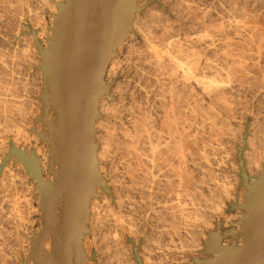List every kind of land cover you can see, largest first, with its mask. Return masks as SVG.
<instances>
[{"label": "rangeland", "instance_id": "rangeland-1", "mask_svg": "<svg viewBox=\"0 0 264 264\" xmlns=\"http://www.w3.org/2000/svg\"><path fill=\"white\" fill-rule=\"evenodd\" d=\"M3 1V2H2ZM19 1V2H18ZM64 0H0V103L2 101H4V104L3 102L0 104V110H2V106H13V108H19L21 109L20 111H22L23 113H21L20 111L18 112V110L16 109V113L18 112L19 114L21 113L20 116H22L23 114V118L21 117H17L19 116L18 113L17 114H14V117L15 115H17L15 117L16 121L14 123V117H13V113H15V109L13 111V113H11V110L12 107H11V110L10 108L8 107V110L6 107L3 108L2 110V113L5 111L4 109H6V112H4L6 114H11L9 116L13 117L10 121L9 117L8 120L4 117V115H2L1 117V112H0V151L1 152H4V151H7L4 152V153H1L0 152V264H33V262L28 259V255L30 253V244H31V239L33 238V236L35 234H37L40 230H41V227H42V221H41V212L39 211V205H38V197H37V193H36V189L34 187V185L32 184L33 182L30 180L29 176L26 174V170L24 168V166H22L21 163H19L18 161L16 162H13L15 161L13 158L7 162L4 163V159L7 158V156L9 155V150L8 149H11L12 147H15L16 145L13 144L14 140H18L17 141V146L15 148H19V149H22V150H27L30 154V152H33L34 155L37 157V159L39 160L40 164L43 165L42 167V172H43V178L44 179H49L48 177V174H47V154H48V149H47V145L45 142H41L40 141V138H39V135L43 134L45 132V127L43 126V123L39 120L37 121V119L41 118V107H42V101L39 99V96L43 90V79H42V74H41V71L39 70V65H40V55L38 53V51L36 50L35 48V45H34V41H33V35L31 33V31H33L36 35H37V41L39 42L40 46L42 48H48V40H49V36H51V28L53 27V22H54V16L58 14V10H57V4L59 3H62ZM137 2H145V5H142V3H137V6L138 7H144L143 11H141L140 13L136 14V17L134 18V25L137 23V20H138V23H141L143 22V19H145V16H148L149 14H151L149 11H152V14L154 15V17L156 18V15L159 14L157 17L159 19V21H157L156 19V22H160V24L162 23L161 20L163 18V25L165 26V28L167 27V29H169V27L172 29L175 30V33L177 34V36H180L177 37L174 35V33L172 34L169 29V31L167 29H165V31L167 30L168 33H170L171 35H174L176 38H174V36L172 37L173 39H175L176 42H178L177 40H179V42H181L182 45H180V43L178 42V45L176 43H173L172 45L175 44V46H172L173 48L171 49V47L168 49H171V52L173 50V53H175V51L177 52L179 49L183 52L184 50L186 51L187 56H184L183 52L179 55L177 53V56H179V67L182 65L181 62L182 60L183 61H186V60H191V61H194L193 63H195L196 61V66H194L195 68H199L196 72L194 71L193 69V66L191 67V65H194L192 62H187V64H189L188 66L191 67V70L189 68V71L191 70L192 71V75H193V72L195 77H197V79H200V80H203V79H206L208 82L207 83H212V79L214 80L213 81V84H216L217 82V85H219L220 87H222V85H224V87L226 88H222L221 92L224 91L222 94L224 95L223 97L222 94H221V98H219V95L214 97L215 95H209L207 94V96H205L206 93H202L200 91L201 89V86L199 84V86L197 85L198 83L195 82V81H198L197 79H195L194 77H189L192 81H194V83H192V81L188 84V83H185L186 84V88L187 86L189 85H192V84H195L193 86H191V88L193 90H189L190 88L188 87L187 90L185 89V87L183 88L184 90L179 89L181 91V96H177V102L175 103H178L175 104L177 105V110H178V113H176V116L177 118L180 117V114H181V124L180 123V119L176 118V122L179 121V129H180V126L181 129L178 130L180 133H186L188 132V135L185 136L181 134H179V132L177 131V136H179L178 138H180V141L179 139L176 140L178 141V143L176 141L173 140V142H175V144H179V142L181 143V146L178 145L176 146L174 144V146L176 147H179V153L177 152V154L180 156H176V149L174 152L169 149H166L164 146H167V145H171V143H167L172 141V140H168V139H171L169 138V131L168 129L165 130V127L166 126H163L165 125L166 123L163 122L164 119L162 120L161 118H163L164 116L163 115V110L161 111L162 112V115L161 112H160V109L163 107H160L162 106V104L160 105L158 103V100L160 103H162V100L163 98L160 99L161 96L163 95H166L165 97L167 98H170L168 97L169 94H167V92H171L173 89H176L175 87L169 89V84L171 83L170 82V77H173L174 75L172 73H168L166 69L168 66L170 65H164L165 69L162 70V68L160 69V72L161 70L164 72V73H156L159 71V69H153V72H152V64L149 62L148 63L146 62H143L145 61L146 58L144 57H147L144 53L146 52V49H145V46L144 44H142L143 42L141 41L142 38H135V39H132V41H130L129 43H127L128 39H127V35H126V39L123 41V43L117 48V52H116V56L113 58H120L122 61L123 64L120 65V68L122 69H118L117 71V75L113 82V84H117V86H113L112 84V89H111V95H113V97L115 99H118V95L120 96V94H122L123 90L122 89H125V93L128 94V97L131 98L130 99V104L133 106L134 110L136 108L135 111H137L139 108V110H141V112H139V110L137 111V115L138 116H141V115H145L144 116V119H146L147 117L152 118L150 121H148V123H151L153 124V127H150L152 125L149 124L148 127H150L149 129L152 130L150 131L147 127V124H145L146 126V129H148V131L151 132H148L147 130H145L144 128V133L142 132V136H141V139L142 137L144 136L145 134V131H147V133L145 134V138L143 137V139L139 142V144H137V146H141L142 147H138L139 148V153H138V148L136 147V150H137V155L138 157H136V155L134 154V156L136 158H134V160L136 159V161H134L135 164L138 165V163H140L138 166H141V162H142V166L139 167L138 169V173L136 172V167H138L137 165L135 166V164L133 165V161L130 159H133L131 158L133 155H131V157L127 156L125 153L124 155L126 156H119L121 155V153L123 154V149L120 148L121 146V143L119 142V144H117L116 142V139L117 137L116 136H119L117 140H122V136H121V131L123 129V131L125 130V127L128 126L127 123H124L125 126H121V125H118V120L119 118H109V115H104L103 116L99 113V110H98V113L102 116H100L98 114V118L96 120V123L97 125L99 124V122H101L102 124L104 122H106L107 120V124L105 123L104 125L106 126V128H104L105 126H103V130L102 131H99L101 133L98 132V139H100L98 142V146L99 148L104 146L103 143V140L105 141V139L107 138L105 133L104 132H107L108 130H112L113 129V126L112 124H117V126L115 125L114 129L117 130L116 133H113L115 134V136L112 137V139L115 140V144H112L110 145L111 143L107 142V145L109 143L108 146L105 145V148L107 147H110V146H113V147H110L108 150H107V153L110 152L112 149V151L110 153H108L109 155H106V159H107V162H106V159L103 161L102 165L98 166L99 168V171H100V167H101V175L104 176V180H105V183H106V187L108 188L110 194L109 196L102 192L100 189L98 191V196L95 197L97 198V200H100V198L104 199V200H109V205L110 206V209L108 208L107 204L105 201H100V203L97 204V207L96 209L94 210L93 212V215L91 216V221L94 220V221H97V222H94L93 221V224H92V228L90 227V223L88 221V230H89V233L87 235L84 236V241H83V247H84V250L86 252V255H87V258H88V261H87V264H107L108 262L111 264H136L135 260H134V255H133V249L134 248H137L138 249V254H139V257L140 259L142 260L143 264H193L192 260L193 259H205L207 258L202 252H203V249H204V243L207 242L208 240V233L210 232H214L216 230V226L217 225H221L222 226V229H229V228H238V225H239V221L241 219V217L243 216V212L236 209V208H230L232 207L233 204H237L240 205L242 204L243 202V196H244V193H245V189L244 187L240 184V177H239V165H238V149L241 148L243 149V152H246V153H243L242 155V158H243V161L245 162L244 163V166H245V169H246V162L249 161L251 159V154H252V150H256V148L258 149V147H261L264 146V126H263V120H264V0H181L182 3L180 2V0H167L168 2H166L165 0H136ZM152 1V2H151ZM165 1V2H164ZM178 3H177V2ZM191 1V2H190ZM209 1V2H208ZM232 1V2H231ZM5 2V3H4ZM31 2V3H30ZM42 2V3H41ZM45 2V3H44ZM199 2V3H197ZM241 2V3H240ZM246 2V4H245ZM3 3V4H2ZM23 3V4H22ZM53 3V5H52ZM151 3V4H150ZM174 3V4H173ZM187 3V4H185ZM191 3V4H190ZM226 5H225V4ZM228 3V4H227ZM231 3V4H230ZM43 4V5H42ZM148 4V6H147ZM155 4V5H153ZM176 4H179V6H174ZM183 4V5H182ZM190 4V5H188ZM198 4V5H197ZM235 4V6H234ZM242 4H244L242 6ZM48 5V6H47ZM151 5V6H150ZM181 5V6H180ZM189 6L190 11H188L185 7L186 6ZM194 5V6H193ZM21 6V7H20ZM184 6V8H183ZM204 6V7H202ZM206 6V7H205ZM232 6V7H231ZM234 6V7H233ZM246 8H245V7ZM2 7V8H1ZM45 7V8H44ZM149 7V8H148ZM152 7V8H151ZM178 7V9H174V8ZM181 9H180V8ZM199 7V8H197ZM208 7V8H207ZM210 7V8H209ZM236 7V8H235ZM21 8V9H20ZM148 8V9H146ZM156 8V9H155ZM173 8V9H172ZM188 8V7H187ZM193 8L194 9V12H193ZM212 8V9H211ZM215 8V9H214ZM238 8V9H237ZM244 8V9H243ZM156 10V13L155 10ZM235 9V10H234ZM237 9V10H236ZM244 10L242 13V11L240 10ZM247 9V10H246ZM8 10V11H7ZM29 10V11H28ZM146 10V11H145ZM149 10V11H147ZM154 10V12H153ZM161 10V11H160ZM179 10V11H178ZM187 10V11H185ZM216 10V11H215ZM236 13H234L233 11ZM238 10L240 13H238ZM159 13H158V12ZM163 11V12H162ZM184 11V12H183ZM196 11V12H195ZM207 11V12H206ZM230 13H229V12ZM144 12L145 15H144ZM149 14H148V13ZM182 12V14H180ZM190 12V14H189ZM205 12V14H204ZM211 12V13H210ZM221 12V14H220ZM14 13H18V14H15ZM178 13V14H177ZM183 13L184 15L186 14V17L184 16L183 17ZM192 13V15H191ZM195 13V14H194ZM207 13V14H206ZM148 14V15H147ZM180 14V15H179ZM194 14V15H193ZM198 16H197V15ZM235 14V15H234ZM51 15V16H50ZM162 15V16H160ZM177 15V16H176ZM192 17H191V16ZM201 15V16H200ZM208 15V16H207ZM226 15V16H225ZM229 15V16H228ZM234 15V16H233ZM140 16V17H139ZM167 16V17H166ZM179 16V17H178ZM182 16V17H181ZM193 16H195L194 18L197 17L200 18L198 19L199 21H197V19L193 20ZM200 16V17H199ZM205 16V17H204ZM237 16V17H236ZM19 17V18H18ZM36 17V18H35ZM138 17V18H137ZM149 17V20L148 21H151L152 19L155 20L152 15L148 16ZM147 17V19H148ZM152 17V19L150 18ZM161 17V18H160ZM181 17V18H180ZM191 17V18H190ZM204 17V18H203ZM207 17V18H206ZM2 18V19H1ZM23 18V19H22ZM42 18V19H41ZM140 18V19H139ZM178 18V19H177ZM185 18V19H184ZM192 19V21L190 19ZM204 20H203V19ZM228 18V19H227ZM235 19V20H232ZM10 19V20H9ZM13 19V20H12ZM22 19V20H21ZM161 19V20H160ZM188 19V21L186 20ZM231 19V21H230ZM241 19V20H240ZM3 20V21H2ZM140 20V21H139ZM183 20H186V23L185 21ZM204 22H202V21ZM211 20V21H210ZM216 22H214V21ZM226 20V21H225ZM243 20V21H242ZM6 21V22H5ZM147 21V22H148ZM173 21V22H171ZM181 21V22H180ZM193 23V27L191 26L192 24L190 23ZM193 21H195V23H201L198 25H200L202 27V24H203V27L201 28L200 26H198L197 24H195ZM201 21V22H200ZM230 21V22H229ZM233 21H239V23L242 21V24H246L244 25V27L247 29H249V31L251 30H254L252 32H254V35L253 33L247 32V35L244 34L245 32H242V31H238V32H234L235 30H233L232 28L229 29V27H231L232 24H234L235 22ZM146 21H144L143 23H147ZM168 22V23H167ZM214 22V24H213ZM222 22V23H221ZM136 24L137 26L139 24ZM140 23V28L142 27V25H144L143 23L141 24ZM170 23V24H169ZM210 23V25L208 24ZM220 23V24H219ZM231 23V24H230ZM12 24V25H11ZM166 24V25H165ZM185 24V25H184ZM191 24V25H190ZM29 25V26H28ZM37 25V26H36ZM135 25V28H139V27H136ZM144 25V26H145ZM159 26V24H157ZM172 25V26H171ZM187 25V26H186ZM197 25V26H195ZM230 25V26H228ZM14 26V27H13ZM16 26V27H15ZM21 26V27H20ZM24 26V27H23ZM143 26V27H144ZM157 26V27H158ZM18 27V28H17ZM23 27V28H22ZM50 27V28H49ZM142 27V28H143ZM161 25L159 26V31H162L163 29L160 28ZM187 27V28H186ZM200 27V28H199ZM222 27V28H221ZM33 28V29H32ZM135 28H133V30H135ZM176 28V29H175ZM181 28V29H180ZM227 28V29H226ZM253 28V29H252ZM3 29V30H2ZM6 29V30H5ZM16 29H19V30H16ZM136 29V30H137ZM161 29V30H160ZM196 29V30H195ZM201 29V30H200ZM17 32H16V31ZM134 31L135 33L138 31ZM172 30V32L174 31ZM193 33H191L192 31ZM204 30V31H203ZM164 31V30H163ZM162 31V32H163ZM164 31V33H165ZM244 31V30H243ZM6 32V33H5ZM11 32V33H10ZM26 32V33H25ZM187 34V36L189 35V38L193 39V40H190V41H196L194 43L192 42H189V38L187 37V40L184 38V36ZM190 32V33H189ZM196 32V33H195ZM242 32V33H241ZM13 33V34H12ZM160 32H158L159 34ZM168 33H165V34H168ZM181 33V34H179ZM183 33V34H182ZM189 33V34H188ZM227 33V34H226ZM6 34V35H5ZM27 34V35H26ZM157 34V35H158ZM169 34V35H170ZM179 34V35H178ZM198 34V35H197ZM202 34V35H200ZM225 34V35H224ZM256 34V36H255ZM25 35V36H24ZM29 35V37H28ZM160 35V34H159ZM182 35V36H181ZM195 35V36H194ZM209 35V37H208ZM236 35H237V38H236ZM244 35V36H243ZM9 36V37H8ZM23 36V37H22ZM193 38H192V37ZM251 38H250V37ZM253 36V37H252ZM186 37V36H185ZM199 37V38H198ZM201 37V38H200ZM246 37V38H245ZM11 38V39H10ZM195 38V39H194ZM226 38V39H225ZM253 38V39H252ZM184 39V40H183ZM199 39V40H198ZM204 39V40H203ZM206 39V40H205ZM238 39V40H237ZM243 39V40H242ZM248 39V40H247ZM127 40V41H126ZM141 42H140V41ZM172 40V39H171ZM181 40V41H180ZM201 40V41H200ZM235 40V41H234ZM250 40V41H249ZM253 40V41H252ZM26 41V42H25ZM175 41H172V42H175ZM199 41V42H198ZM225 41H226V44H225ZM233 41V42H232ZM241 41V42H240ZM249 41V42H248ZM127 44H126V43ZM187 44H186V43ZM198 42V43H197ZM230 42V43H229ZM240 42V43H239ZM237 45H236V44ZM17 44V45H15ZM128 44H131L130 46L128 45L126 48L125 46ZM185 44V46H184ZM190 44V45H189ZM192 44V45H191ZM246 44V45H245ZM125 45V46H124ZM180 45V48L178 49L177 46ZM189 45V46H188ZM240 45V46H239ZM17 46V47H16ZM21 46V47H20ZM135 48L134 50L132 49L133 47ZM144 46V48H143ZM244 46H247L244 47ZM259 46V48H258ZM20 47V48H19ZM123 47V48H122ZM128 47H130L132 50H130L131 52L128 53L126 56H124L126 53L125 51H127ZM183 47V49H182ZM186 47V48H185ZM242 47V48H241ZM250 47V48H249ZM19 48V49H18ZM138 48V49H137ZM142 48L144 49V52L142 53ZM163 48H165V50L167 49L166 45L163 44L161 47H159V50H163ZM177 48L175 51L174 49ZM185 48V49H184ZM195 48V49H194ZM197 48V49H196ZM9 49V50H8ZM167 51H163V53H166L164 55H167L168 51L170 53V50ZM186 49H191L193 50V52L195 51L199 57L196 58V60H192V59H189V58H195L194 55L196 54H193V52L189 51V53L191 54V56L193 57H189L188 58V52ZM199 49V50H198ZM6 50V51H5ZM179 50V51H180ZM14 51V52H13ZM123 51V52H122ZM134 51V52H133ZM136 51L138 53H142L143 55H145L143 57V55L141 56L140 54L138 55V53H136ZM224 51V52H222ZM227 51V52H226ZM31 52V53H30ZM119 52V53H118ZM200 52V53H199ZM243 52V53H242ZM246 52V54H245ZM17 53V54H16ZM134 53L136 54L134 56ZM179 53V52H178ZM224 53V54H223ZM237 53V54H236ZM2 54V55H1ZM15 54V55H14ZM28 54V55H27ZM119 54H122V55H119ZM129 54H133V56H131V58L133 60H135V62H133V60H127L124 58H126ZM171 56L170 58L173 56L172 53H170ZM169 54V55H170ZM196 54V55H197ZM207 54V55H206ZM4 55V56H3ZM183 55V56H182ZM201 55V57H200ZM225 55V56H224ZM229 55V59H228V56ZM240 55V56H239ZM247 55V56H246ZM19 58H18V57ZM23 56V57H22ZM124 56V57H123ZM140 56V57H138ZM168 56V55H167ZM166 56V57H167ZM176 56V57H177ZM230 56H232L231 58L235 59L236 61H234L235 63H233V65H236V67L239 68V66H241L240 68L241 69H237L235 68V66H232L230 62H232L233 60L230 59ZM242 56V57H241ZM9 57V58H8ZM13 57V58H12ZM22 57V58H21ZM142 57V58H141ZM174 56L173 59L176 58ZM180 57H183V59H180ZM185 57H187L188 59H186ZM203 57V58H202ZM135 58V59H134ZM137 58V60H136ZM139 58V59H138ZM165 58V57H164ZM178 58L176 61H178ZM184 58L186 60H184ZM200 58V59H199ZM207 58V59H206ZM209 58V59H208ZM21 59V60H20ZM30 59V60H29ZM33 59V61H32ZM113 59L111 61H113ZM141 59V60H140ZM144 59V60H143ZM198 59V60H197ZM205 59V60H204ZM223 59V60H222ZM239 60L238 64L237 61ZM16 60V61H15ZM128 62H127V61ZM140 60V61H139ZM148 60V57L147 59ZM221 60V61H219ZM225 60V61H224ZM232 60V61H229ZM255 60V61H254ZM7 61V62H6ZM9 61V63H8ZM26 61V62H25ZM32 61V62H31ZM205 61V63H204ZM210 61V62H209ZM214 61V62H213ZM241 61V62H240ZM2 62V64H1ZM7 63L6 65L3 63ZM22 62V63H21ZM213 62V63H212ZM11 63V64H10ZM26 63V64H25ZM38 63V64H37ZM127 63V64H126ZM130 63V64H129ZM133 63V64H132ZM139 65H137V64ZM142 63V66H140ZM167 63V62H166ZM183 63V62H182ZM204 63V64H203ZM211 63V64H210ZM225 65H224V64ZM227 63V64H226ZM243 65H242V64ZM10 64V65H9ZM16 64V65H15ZM135 64V65H134ZM147 64H149L147 66ZM165 64V63H164ZM186 64V65H187ZM197 64H198V67H197ZM210 69L209 68V66ZM216 64V65H215ZM230 64V65H229ZM241 64V65H239ZM19 65V67H18ZM24 65V66H23ZM37 65V67H36ZM129 65V66H128ZM134 65V66H133ZM147 67H145V66ZM151 65V66H150ZM185 65V62L184 64L182 65L184 67ZM222 65V67H221ZM254 65V66H253ZM7 66V67H6ZM11 66V67H10ZM124 68H123V67ZM139 66V68H138ZM149 66L151 67V71L149 69ZM181 66V67H182ZM187 66V67H188ZM204 69H202V67ZM205 66V67H204ZM207 66V68H206ZM218 68H217V67ZM230 66V68H229ZM243 66V67H242ZM248 68H246V67ZM9 67V68H8ZM14 67V68H13ZM132 67V68H131ZM163 67V66H162ZM180 67V68H181ZM182 67V68H183ZM186 66L184 67V69L187 68ZM214 67V68H213ZM232 67H234V69H232ZM3 68V69H2ZM7 68V69H6ZM17 68V69H15ZM127 68V69H126ZM131 68V69H130ZM143 68V69H142ZM144 68H145V72L144 71ZM154 68V67H153ZM171 68V67H169ZM178 68V70H181L180 73L184 70ZM206 68V69H205ZM21 69V70H20ZM137 69V70H135ZM149 69V70H148ZM188 69V68H187ZM216 69V71H215ZM222 69V70H221ZM231 69V71L237 69L238 72L236 71H233L235 74H230V77L229 75L225 74V71L226 73H228V71ZM253 69V70H252ZM5 70V71H4ZM9 70V71H8ZM17 70V71H14ZM130 72H129V71ZM134 70V71H133ZM143 70V71H142ZM170 70V69H169ZM168 70V71H169ZM171 70H174L171 68ZM170 72H173L171 71ZM176 71L175 72L178 74L179 71ZM218 70V72H217ZM13 71V72H12ZM25 71V72H24ZM119 71H120V74H119ZM127 71V72H126ZM137 71V72H136ZM139 71V72H138ZM149 73H148V72ZM155 71V72H154ZM166 71V72H165ZM188 71V70H187ZM185 71V72H187ZM190 71V72H191ZM220 71V72H219ZM5 72V73H4ZM10 74H8V73ZM136 72V73H135ZM150 74V75H148ZM152 72V73H151ZM174 72V73H175ZM200 72V73H199ZM207 72V73H206ZM215 72H216V75H215ZM14 73V74H13ZM19 73V74H18ZM22 73V74H21ZM128 73V74H127ZM130 73V74H129ZM131 73H133L131 75ZM135 73V74H134ZM141 73V74H140ZM144 73V74H143ZM153 73H155L154 75H152ZM169 74V75H166ZM175 73V76H177V74ZM179 73V75L177 76V78L174 76L175 80L173 81L172 78L171 81H172V85L175 86V84L173 82H178L177 80H180L178 77L182 76L181 74ZM188 74H190L189 72H187ZM204 73V74H203ZM222 73V74H221ZM37 74V75H36ZM162 74V76H160ZM165 74V76H163ZM172 74V76H171ZM199 74V75H198ZM219 74V75H218ZM221 74V75H220ZM229 74V73H228ZM4 75V76H3ZM145 76V77H142V78H139L138 76ZM160 77H159V76ZM198 75V76H197ZM212 75V76H211ZM225 75L228 76V81L226 80L225 78ZM241 75V77L239 78V76ZM6 76V77H5ZM37 76V77H36ZM123 76V77H122ZM126 76L128 78H126ZM131 76V77H130ZM140 76V77H141ZM154 76V77H153ZM157 76V77H155ZM168 76V77H167ZM205 76V77H204ZM208 76V77H207ZM211 76V77H210ZM219 76V77H218ZM223 76V77H222ZM232 76V77H231ZM5 77V78H3ZM137 77V78H136ZM165 77V79L163 80L162 78ZM169 79V81L167 80V78ZM200 77V78H198ZM221 77V79H220ZM243 77H244V82H243ZM132 78V80H131ZM136 78V79H135ZM144 78V79H143ZM146 78V79H145ZM181 78V77H180ZM193 78L195 80H193ZM216 78L219 80H216ZM233 78V80H232ZM6 79L4 82L1 81ZM134 79V81H133ZM147 79H148V82H147ZM154 79V80H153ZM159 79V80H158ZM163 81H161V80ZM189 79V80H190ZM138 80V81H137ZM144 82H142V81ZM156 80V81H155ZM158 80V81H157ZM199 80V81H200ZM241 80V81H240ZM249 80V81H248ZM12 81V82H11ZM17 81V82H16ZM21 81V82H20ZM40 81V82H39ZM123 81V82H122ZM129 81V82H128ZM140 81V82H139ZM152 81L155 83H152ZM165 81V82H164ZM168 81V83L166 82ZM210 81V82H209ZM216 81V83H215ZM221 81L223 82L221 85ZM236 81V82H235ZM240 81V82H239ZM252 81H255V82H252ZM3 82V83H2ZM6 82V83H5ZM126 82V83H125ZM147 82V84L145 83ZM150 82V84H149ZM163 82V83H162ZM182 82V80L179 81V83ZM200 82H203V81H200ZM206 82V81H204ZM237 82L239 84H241V86L239 84H237ZM7 83H15L16 85H13L12 84V87H11V84H7ZM135 83V87H133ZM139 83V84H138ZM157 83L159 84V87L157 85ZM179 83H177V85L179 87H181L179 85ZM229 83V84H228ZM248 83V84H247ZM254 85H253V84ZM7 86H5V85ZM23 84V86H21ZM39 84V85H38ZM144 84V85H143ZM152 84V87H149L150 85ZM164 84V85H163ZM165 84L166 86L168 87V90L170 91H167V92H164L166 88H160V85L161 86H164L165 87ZM170 84V85H171ZM181 84V83H180ZM183 84V82H182ZM181 84V85H182ZM228 84V85H227ZM235 84V85H234ZM239 85V87L237 88V85ZM252 86H250V85ZM125 85V86H124ZM137 85V86H136ZM143 85V86H142ZM147 87H146V86ZM171 85V86H172ZM176 85V86H177ZM197 85V86H196ZM5 86V88H4ZM18 86V87H17ZM27 86V87H26ZM123 86L125 88H123ZM141 86V87H140ZM154 86V87H153ZM170 86V87H171ZM177 86V87H178ZM183 86H185L183 84ZM228 86V87H227ZM260 86V87H259ZM3 89H2V88ZM7 87V88H6ZM11 87V88H9ZM23 87V88H22ZM122 87V88H121ZM140 87V88H139ZM143 87H144V91H143ZM199 87V88H198ZM15 88V89H13ZM19 88V89H18ZM30 88V89H29ZM121 88V90L119 89ZM127 88V90H126ZM129 88V89H128ZM158 88V89H156ZM160 88V89H159ZM196 88V89H195ZM237 88V89H236ZM240 88V89H239ZM259 88V89H258ZM2 89V90H1ZM7 89H9L10 91H12V93L15 92V95L14 94H11L9 93L8 91H6ZM13 89V90H12ZM116 89V90H115ZM118 89V90H117ZM142 89V90H141ZM155 89V91H154ZM163 89V90H162ZM195 89V90H194ZM242 89V90H241ZM255 89V90H254ZM19 92H18V91ZM23 90V91H22ZM27 90V91H26ZM129 90H131L129 92ZM135 92H134V91ZM137 90V91H136ZM140 90V91H138ZM147 90V91H146ZM164 93H161L163 95H159V93L161 92ZM178 91V89H176ZM175 90V91H176ZM185 90L187 91L186 93H189V96L186 98V101H185V94H183V92H185ZM191 95L190 94V92ZM26 91V92H25ZM114 91V92H113ZM118 91L120 92V94H118ZM142 91V92H141ZM193 91V92H192ZM234 91V92H233ZM117 93V94H114V93ZM139 92V93H138ZM152 92H154L152 94ZM155 92H156V95H155ZM244 92V93H243ZM256 92V93H255ZM18 93V95H17ZM23 93V94H22ZM132 97H131V94ZM176 95H179L178 92H175ZM229 95H228V94ZM236 93V94H234ZM6 96H5V95ZM141 94V95H139ZM146 94V95H145ZM204 94V95H203ZM8 95V96H7ZM9 95L15 99V101H13L12 99V103H6V101L8 100L9 102H11L10 100V97ZM20 95V96H19ZM135 95V96H134ZM142 95L143 98L142 99ZM172 95V94H171ZM170 95V96H171ZM191 95V96H190ZM228 95V96H227ZM7 98V99H5ZM155 96V97H154ZM158 96V97H157ZM183 96V97H182ZM195 96V97H194ZM205 96V97H204ZM227 96V97H225ZM232 99H231V97ZM20 97V98H18ZM24 97V98H23ZM30 97V98H29ZM118 97V98H117ZM152 97V98H151ZM164 97V100L168 103V100L170 101V99H165ZM182 97V98H181ZM189 97H192L194 99H192V101L194 102L195 100H197L196 102H194V104H192V101L189 99ZM204 97V98H203ZM21 101L20 103L16 100ZM27 98V99H26ZM35 98V99H34ZM140 100H139V99ZM147 98V99H146ZM151 98V99H150ZM157 98V99H156ZM159 98V99H158ZM181 98V99H180ZM216 98V100H218V98L220 100H218V102L216 100H214ZM226 98V99H225ZM3 99V100H2ZM134 101H133V100ZM138 99V100H136ZM183 99V101H181ZM240 99V100H239ZM132 100V101H131ZM144 100V101H143ZM147 100V101H145ZM156 100V101H155ZM163 100V101H164ZM190 100V101H189ZM228 100V102H227ZM231 100V101H230ZM106 101V100H105ZM117 100H114L113 102H115ZM140 101V102H139ZM149 101V102H148ZM154 101V102H153ZM164 101V102H165ZM214 101V102H213ZM16 102V103H14ZM24 102V103H23ZM137 102V103H136ZM144 104H143V103ZM156 102V103H155ZM163 102V105H166L167 107H170V102L167 104H165ZM183 102V103H182ZM223 102V103H222ZM225 102V104H224ZM6 103V104H5ZM196 103V104H195ZM219 103V104H217ZM230 103V104H228ZM20 104V106H19ZM23 104V105H22ZM26 104V105H25ZM139 104V106H137ZM145 104H146V107H145ZM152 104V105H151ZM155 104V105H154ZM159 104V105H158ZM186 104H188L186 106ZM232 104V105H231ZM235 104V105H234ZM16 105V106H14ZM18 105V106H17ZM136 107H135V106ZM143 105V106H142ZM150 107H148V106ZM151 105V106H150ZM185 105V107H184ZM190 105L194 106L192 108H190ZM222 105V106H221ZM225 105V106H224ZM228 107H227V106ZM22 106V107H21ZM154 106L155 108L157 109H154ZM174 106V105H173ZM197 106V107H195ZM145 107V108H144ZM188 107V108H187ZM26 110H24V109ZM40 108V109H39ZM149 110H147V109ZM175 108V110H176ZM179 108V109H178ZM255 108V109H254ZM24 111H23V110ZM166 109V108H164ZM186 109H189V111ZM194 109V111H193ZM226 109V110H225ZM231 109V110H230ZM10 110V111H9ZM29 110V111H28ZM144 110H147V112L145 113ZM156 110V111H155ZM225 110V111H224ZM263 110V111H262ZM9 111V112H8ZM155 111V113H154ZM181 111V112H180ZM231 111V112H230ZM143 112V114H142ZM149 112V113H148ZM151 112V113H150ZM159 112V113H158ZM176 112V111H175ZM180 112V113H179ZM190 113L192 114L190 116V114H187V113ZM192 112V113H191ZM230 112V113H229ZM243 113V116H242V113ZM247 112V113H246ZM258 112V113H257ZM25 113V114H24ZM141 113V115L139 114ZM155 115H154V114ZM157 113V114H156ZM262 113V114H261ZM36 114V115H35ZM150 114V116H149ZM153 114V115H152ZM225 114V115H224ZM229 114V115H227ZM34 115V116H33ZM39 115V116H38ZM51 115V114H50ZM183 115V116H182ZM218 115V116H216ZM256 115V116H255ZM259 115V116H258ZM35 118H33V117ZM140 117V118H143ZM155 116V117H154ZM157 116V118H156ZM160 116V117H159ZM227 116V118H226ZM32 117V118H31ZM38 117V118H37ZM216 117V118H215ZM221 117V118H220ZM244 117V118H242ZM21 120H20V119ZM104 118V119H103ZM107 118V119H106ZM110 120H109V119ZM159 118V119H158ZM190 120H187L189 119ZM213 118V119H212ZM219 118V119H218ZM2 119V120H1ZM7 121H5V120ZM22 119L23 121L25 122H28L30 123V125L28 123H25V122H22ZM35 121H34V120ZM49 119V118H47ZM104 122H103V120ZM117 119V120H115ZM155 119V120H153ZM183 119V120H182ZM185 119V120H184ZM33 120V122L31 121ZM108 120H109V123L111 121V123L109 124L108 123ZM113 120V121H112ZM159 120V121H158ZM178 120V121H177ZM214 120V121H213ZM5 121V122H4ZM21 121V122H19ZM115 121V122H114ZM145 121V122H147ZM152 121V122H151ZM155 121V122H154ZM255 122V124L252 123ZM260 121V122H259ZM10 122V123H8ZM14 124H12V123ZM35 122V123H34ZM125 122V121H123ZM159 122L160 125L157 123ZM164 124H163V123ZM188 122V123H186ZM259 122V124H258ZM18 123V124H17ZM34 123V124H32ZM185 123V124H184ZM191 123V125H190ZM194 123V124H193ZM251 123V125H249ZM2 124V126H1ZM6 124V125H5ZM163 124V125H162ZM181 124V125H180ZM190 126H189V125ZM258 124V125H257ZM4 125V126H3ZM9 125V126H8ZM11 125V126H10ZM19 125V126H18ZM28 125V127L26 126ZM96 125V126H97ZM109 125L111 127V129L107 128ZM260 125V126H259ZM13 126V127H12ZM43 126V127H42ZM118 126H121L120 128H122L120 130V128H116ZM164 128H163V127ZM187 126V127H186ZM249 126V127H248ZM251 126V128H250ZM6 129H4V128ZM12 127V128H11ZM21 127V128H20ZM23 127V128H22ZM177 127V129H178ZM186 127V128H185ZM221 127V128H219ZM257 127H259L258 129H256ZM29 128V129H28ZM155 128V129H154ZM163 128V129H162ZM168 128V127H166ZM182 128H185L182 130ZM263 128V129H262ZM12 130V132H10ZM17 129V130H16ZM27 129V130H26ZM106 129V130H104ZM108 129V130H107ZM130 129V128H128ZM155 131H154V130ZM163 131L160 133V130ZM187 129H189L187 131ZM250 129V130H249ZM5 130V131H4ZM10 130V131H9ZM33 132H32V131ZM159 130V131H157ZM186 130V131H185ZM254 130V131H253ZM16 131V132H15ZM21 133H20V132ZM28 131V132H27ZM104 131V132H103ZM120 131V132H119ZM191 131V132H190ZM257 131H259L257 133ZM18 132V133H17ZM109 132V131H108ZM108 132L106 134H108ZM154 132V134L152 135V133ZM165 132V133H164ZM11 133V134H10ZM17 133V135L15 134ZM39 133V134H38ZM111 133V131L109 132V134ZM155 133H157V137L160 135L161 138H157L156 140V135ZM256 133V135H255ZM22 134V135H21ZM100 134V136H99ZM104 134V135H103ZM109 134L107 136H109ZM149 134V136L153 137L155 135V137H153V142L152 141V138L147 136L146 135ZM179 134V135H178ZM192 137H191V135ZM247 134V135H246ZM261 134V135H259ZM14 135V136H13ZM37 135V136H36ZM165 135H168L166 138ZM13 136V139H11V137ZM21 136H24V137H21ZM103 136V138H102ZM191 137V139L189 137ZM246 136V138H245ZM16 137V138H15ZM19 137V138H18ZM106 137V138H105ZM162 137L163 140H162ZM181 137H184L186 139L183 138V141H181ZM9 138V139H8ZM22 138V139H20ZM101 138H102V141H101ZM148 138V140H146ZM151 140H150V139ZM189 138V139H187ZM193 138V139H192ZM109 139V137H108ZM161 139V141H160ZM247 139V140H246ZM263 139V140H262ZM13 140V142L11 141ZM156 140V141H154ZM166 140V142H164ZM187 140V141H186ZM190 140V141H189ZM246 140V142H245ZM251 140V141H250ZM253 140V141H252ZM102 142V146H101V142ZM147 141V142H146ZM158 141V142H157ZM160 141V142H159ZM250 141V142H249ZM148 143V144H145ZM158 146H157V144ZM163 142V143H162ZM185 142V144H184ZM188 142V144H187ZM251 142H254L255 144H252ZM259 142V143H258ZM262 142V143H261ZM8 145H7V144ZM15 143V142H14ZM143 143V144H141ZM152 143L153 144V147H155V145L157 147H155V149L157 150V152H155L154 154V151H153V147L149 144ZM155 143V144H154ZM159 143L162 144L159 146ZM167 145H166V144ZM250 143V144H249ZM106 144V143H105ZM165 144V145H164ZM187 144V150H182L183 149H186V145ZM19 145V146H18ZM147 147H146V146ZM173 145V143H172ZM245 145V146H244ZM252 145L254 147H252ZM258 145V147H256ZM115 146V147H114ZM241 146V147H240ZM6 147V148H5ZM11 147V148H10ZM30 147V148H29ZM148 147H152V149L148 148ZM171 147V146H170ZM169 147V148H170ZM175 147V148H176ZM5 148V150H4ZM142 148V150H141ZM164 149L162 151V149ZM168 148V147H167ZM171 148H174L173 146ZM191 150H190V149ZM116 149V150H115ZM118 149V150H117ZM121 151H120V150ZM166 152V150L168 151L167 153H158V151L160 152ZM252 149V150H251ZM4 150V151H2ZM115 150V151H114ZM149 150V153L150 155L146 154V151ZM155 150V151H156ZM260 150V149H259ZM261 150H264V147L263 149ZM260 150V151H261ZM35 151V152H34ZM114 151V154L112 153ZM144 151V152H143ZM182 155H181V153ZM186 154H184L185 152ZM188 151V152H187ZM190 151V152H189ZM258 152L257 150V154L258 153H261V152ZM47 152V153H46ZM121 152V153H120ZM174 153L173 155L172 154H169V153ZM116 153V154H115ZM118 153V154H117ZM152 153V154H151ZM190 153V154H189ZM4 154V156L2 155ZM46 154V155H45ZM111 154V155H110ZM113 154V156H112ZM146 154V155H145ZM156 157H154V155ZM159 154V155H158ZM167 156H166V155ZM248 154V155H247ZM1 155H2V158H1ZM6 155V157H5ZM44 155V156H43ZM139 155H140V158H141V162L139 161ZM147 158H145L144 157ZM169 155H172L170 157H173V158H170L168 157ZM185 155V157H183ZM189 155V156H188ZM247 155V156H246ZM261 155V156H260ZM109 156V157H108ZM110 156H111V159H110ZM133 156V157H134ZM143 156V157H141ZM151 156V157H150ZM153 156V157H152ZM163 157V159L161 157ZM245 156V157H243ZM263 156V157H262ZM116 157V158H115ZM126 157V158H125ZM176 159H175V158ZM183 157V158H182ZM248 157V158H247ZM258 160L260 162V169H259V172L256 176H252L251 178H257L259 175H262L263 173V170H264V152L263 154H259V156L257 155ZM46 158V159H45ZM130 158V159H129ZM139 158V159H138ZM145 160H144V159ZM152 158V159H150ZM161 158V159H160ZM177 158H180V161L179 159ZM262 158V160H261ZM3 159V160H2ZM109 159V160H108ZM117 159V160H116ZM118 159H119V162H118ZM127 159V160H125ZM121 160V161H120ZM123 160V163H121ZM126 162H125V161ZM137 160H138V163H137ZM144 160V161H143ZM148 160H149V163L152 161V163H148ZM160 160V161H159ZM188 160V161H187ZM111 161H112V164H111ZM128 161V163H127ZM159 161V162H158ZM106 162V163H105ZM143 162H146V163H143ZM161 162V163H160ZM184 164H182V163ZM8 163V164H7ZM110 163V165H109ZM119 163V164H118ZM126 163V164H124ZM155 165H154V164ZM160 163V164H158ZM166 163V165L164 164ZM170 163V165L172 163L176 164L177 167L175 168V166L173 167H170V165L168 164ZM12 164V166H11ZM124 164V165H123ZM129 166H128V165ZM150 166H149V165ZM180 164V165H178ZM181 164L184 165V169H183V166L181 167ZM3 165V166H2ZM109 165V166H108ZM115 165V166H114ZM118 165V166H117ZM145 165H148V166H145V169H144V166ZM158 165V166H157ZM168 165V166H167ZM114 166V168H113ZM156 166V168H155ZM165 166V167H164ZM172 166V165H171ZM115 167L116 169H118L117 171L115 170ZM123 167V169H122ZM149 167V168H148ZM164 167V168H163ZM167 167V168H166ZM169 167V168H168ZM1 168L3 169L1 171ZM14 168V169H13ZM121 170H120V169ZM130 168V169H129ZM135 168V171H133ZM141 168V169H140ZM148 168V169H147ZM156 170H154V169ZM159 168V169H158ZM164 170V172L162 171V169ZM174 169L172 170V169ZM180 168V169H179ZM187 168V169H186ZM6 169V170H5ZM8 169V171H7ZM104 169V171H103ZM106 169V170H105ZM126 169L128 171H126ZM133 169V170H132ZM147 169V170H146ZM150 169V170H149ZM153 169V170H152ZM179 169V170H178ZM11 170V171H10ZM14 170V171H13ZM125 170V171H124ZM132 170V171H131ZM146 170V172H144ZM158 170V171H157ZM166 170V171H165ZM188 170V171H186ZM206 170H210L209 172L206 171ZM212 170V171H211ZM103 171V173H102ZM121 171V173H120ZM141 171L142 174L144 175V177H147V180L149 181V184L147 183L148 181L145 180V178L143 177V175L141 174ZM148 171V172H147ZM151 171V173H150ZM174 173L176 172L177 175H175ZM10 172V173H9ZM12 172V173H11ZM16 172V173H14ZM114 172V173H113ZM124 172V173H123ZM127 172V173H126ZM131 172V173H130ZM145 174H144V173ZM156 174V176L154 175V173ZM161 172V174H160ZM162 172L164 174H162ZM166 172V174H165ZM168 172V173H167ZM181 172V173H180ZM247 172V171H246ZM14 173V174H13ZM106 173V174H104ZM110 175H109V174ZM117 173V174H116ZM119 173V174H118ZM130 173V174H129ZM136 173L138 175H136ZM170 173V174H169ZM173 176H170L172 175ZM179 173V174H178ZM208 173L210 174V176L208 175ZM212 173V174H211ZM5 174V175H4ZM7 174V175H6ZM124 174V175H123ZM132 174V175H131ZM141 174V177L144 179L143 181H140L141 178H140V175ZM153 174V175H152ZM168 174V175H167ZM189 174V176H188ZM16 175V176H15ZM113 175V176H112ZM146 175V176H145ZM167 175V176H166ZM179 175V176H178ZM248 175V173H247ZM5 176V177H4ZM6 176H8L9 179L6 178ZM10 176V177H9ZM27 176V177H26ZM106 176V177H105ZM139 176V177H138ZM150 176H151V179H150ZM154 176L156 179H154ZM162 176V177H161ZM174 176H178L176 178H174ZM249 176V175H248ZM115 177V178H114ZM149 177V178H148ZM164 180V182L160 179ZM172 177V178H171ZM212 177V178H211ZM128 178V180H127ZM136 178V179H135ZM139 178V179H138ZM160 179V182H159V179ZM170 179V182H167L166 181ZM209 178V179H208ZM215 178L216 180L214 181ZM250 178V177H249ZM6 179V180H5ZM132 179V180H131ZM166 179V180H165ZM174 179V180H172ZM212 179V180H211ZM236 179V180H235ZM11 180L13 182H11ZM137 182L138 184H136V186L132 185V182ZM140 182H139V181ZM155 180V181H154ZM172 180V181H171ZM5 181V182H3ZM8 181V182H7ZM132 181V182H131ZM146 181V182H144ZM193 181V182H192ZM212 181V182H211ZM11 182V183H10ZM15 182V183H14ZM110 182V183H109ZM112 182V183H111ZM121 184H120V183ZM125 186H124V184ZM128 182H130L131 184L129 185ZM133 182V183H134ZM146 185V187H144L145 185H143L142 187V184ZM151 182V183H150ZM156 182V183H155ZM175 182V183H174ZM190 182L192 184H190ZM205 182V183H203ZM206 182H207V185H206ZM209 182V183H208ZM211 182V183H210ZM214 182V183H213ZM217 182V183H216ZM14 183V184H13ZM21 183V184H20ZM109 183L110 186L107 184ZM117 183V184H116ZM142 183V184H141ZM147 183V184H146ZM169 183V184H168ZM172 183V184H171ZM177 183V184H176ZM197 183V184H196ZM213 183V184H212ZM9 184V185H7ZM11 184V185H10ZM13 184V185H12ZM17 184V185H16ZM111 184H115V185H111ZM119 184V185H118ZM140 185V187H138ZM155 184V185H154ZM165 184V185H164ZM168 184V185H166ZM174 184V185H173ZM189 184V185H188ZM194 184V185H193ZM217 184V185H215ZM6 185V186H5ZM129 187H127V186ZM148 185V186H147ZM162 185V186H161ZM164 185V186H163ZM170 185V186H169ZM178 185V186H177ZM193 185V187H192ZM217 187H215V186ZM17 188H16V187ZM120 188H119V187ZM156 186V187H155ZM158 186V187H157ZM161 186V187H160ZM166 186H169L168 188ZM188 186V187H187ZM198 186V187H197ZM201 186V187H200ZM2 187V188H1ZM10 187V188H8ZM19 187V188H18ZM126 189H125V188ZM131 187V188H130ZM138 187V188H136ZM149 187V188H148ZM166 187V188H164ZM176 187V189H174ZM16 188V189H15ZM115 188V190H114ZM130 188V189H129ZM147 188V189H145ZM157 188V189H156ZM160 188V189H159ZM162 188V189H161ZM173 188V189H172ZM196 188V189H195ZM198 188V189H197ZM243 190H242V189ZM9 189V190H8ZM118 189V190H117ZM149 189V190H148ZM159 189V191H158ZM168 189V190H167ZM209 189V190H208ZM212 189V190H211ZM4 190V192H2ZM147 190V191H146ZM152 190V191H151ZM164 192L162 193L161 191ZM167 192H166V191ZM170 190V191H169ZM175 190V191H173ZM179 190V191H178ZM201 190V193L199 192ZM208 190V191H207ZM211 190V191H210ZM9 191V192H8ZM12 191H15V192H12ZM116 191V192H115ZM120 193H119V192ZM132 191V193H131ZM136 193H135V192ZM139 193H138V192ZM143 191V192H142ZM151 191V192H150ZM158 191V192H157ZM6 192V193H5ZM102 192V193H101ZM119 193V195H121V197H117L119 195H117L116 193ZM122 192V193H121ZM130 192V193H129ZM170 192V193H169ZM175 192V193H174ZM209 192V193H208ZM3 193V194H2ZM134 193V194H133ZM139 195H138V194ZM159 193V194H158ZM162 193V194H160ZM166 193V194H164ZM200 193V194H199ZM205 194V197L203 194ZM116 194V195H115ZM132 194V196H131ZM143 194V195H141ZM149 194V195H148ZM155 194V195H154ZM174 194V196H173ZM178 195V198L177 195ZM8 195V196H7ZM102 195V196H101ZM111 195V199H109ZM115 195V196H114ZM131 197V200L130 198L128 197ZM136 195V196H135ZM153 195V197H152ZM161 195V196H160ZM176 195V197H175ZM202 195V200L201 199V196ZM11 196L12 198L10 199ZM104 196V197H103ZM123 196V200L122 202L123 203H126V204H123L121 205V207L123 208H118L116 207L117 203H118V198H122ZM145 196V197H144ZM148 196V197H147ZM156 196V197H154ZM166 196H169L167 198H165ZM171 196V197H170ZM108 197V198H106ZM135 197V198H134ZM139 197V198H138ZM144 197V198H143ZM150 197L152 199H150ZM162 197V198H161ZM116 198V200H115ZM134 198V200H133ZM144 199L142 200L143 203L141 200L139 199ZM147 198V200H146ZM161 198V199H160ZM239 198H241V201L239 200ZM126 199V200H125ZM136 199V200H135ZM155 199V201L153 200ZM167 199V201H166ZM172 199V200H171ZM176 199V200H174ZM5 200V201H4ZM12 200V201H11ZM95 199L93 198L92 199V202L94 201ZM114 200V201H113ZM153 200V202L151 201ZM171 200V201H170ZM4 201V202H3ZM12 203H11V202ZM164 204H163V202ZM176 201V202H175ZM183 201V202H182ZM237 201V202H236ZM240 201V202H239ZM91 202V204H92ZM115 202V203H114ZM134 202V203H132ZM141 202V203H140ZM155 202V203H154ZM160 202V203H159ZM168 204H166V203ZM104 203H105V206H104ZM114 203V204H112ZM129 203V205H128ZM132 203V204H131ZM143 203V204H142ZM157 203V204H156ZM181 203V204H180ZM131 204V205H130ZM145 204V205H144ZM160 204V205H159ZM170 204V205H169ZM175 204V205H173ZM178 204V205H177ZM186 204V206H185ZM188 204V205H187ZM194 204V205H193ZM12 205V206H11ZM114 205V206H113ZM127 205V206H125ZM134 205V206H133ZM137 205V206H136ZM139 205V206H138ZM162 205V206H161ZM163 205H166V207H164ZM177 205V206H176ZM200 205V206H199ZM222 205V207H221ZM2 206V207H1ZM125 206V207H124ZM132 206V208H130ZM136 206V207H135ZM144 206V208H143ZM147 206V208H146ZM150 206V207H149ZM155 206V208H154ZM173 206V207H172ZM188 206H189V209H188ZM90 207V206H89ZM104 207V208H103ZM113 207V208H111ZM135 207V208H134ZM138 207V208H137ZM160 207V208H159ZM164 208V210L162 208ZM169 207H172V209H170ZM175 207V208H174ZM180 207V208H179ZM187 207V208H186ZM2 208V209H1ZM11 208V209H10ZM106 208V209H105ZM127 208V210H126ZM135 210H134V209ZM138 210H137V209ZM143 210H142V209ZM154 208V209H152ZM159 208V209H158ZM102 209V210H101ZM133 209V210H131ZM163 211H162V210ZM175 209V210H174ZM179 209V210H178ZM182 209H184V212L186 210V215L185 213L182 211ZM193 209V210H192ZM4 212H3V211ZM90 210V209H89ZM118 210V211H117ZM140 210V211H139ZM153 210V212H152ZM161 211V215H160V212ZM170 212H169V211ZM188 210V211H187ZM101 211V212H100ZM120 211V212H119ZM131 211H133L131 213ZM147 211V212H145ZM150 211V212H149ZM156 211V212H155ZM182 211V212H181ZM191 213H190V212ZM198 211V212H197ZM3 212V213H2ZM9 212V213H8ZM110 212V214H109ZM129 212V213H128ZM138 212V213H137ZM144 214H143V213ZM158 212V214H157ZM178 212H181V213H178ZM195 212V213H193ZM100 213V214H99ZM118 216V217H116ZM123 213V214H122ZM147 213V215H146ZM184 213V214H183ZM187 213H189L187 215ZM3 214V215H2ZM106 214V215H105ZM122 214V215H121ZM128 214V215H126ZM133 214V215H131ZM153 214V215H152ZM156 214V215H155ZM165 214V215H164ZM170 214V215H169ZM179 214V215H177ZM182 214V215H181ZM239 214V215H238ZM10 215V216H9ZM101 215V216H100ZM105 215V216H104ZM114 215L115 219H111L110 216L112 217ZM151 215V216H150ZM175 215V216H174ZM182 217H181V216ZM184 215V216H183ZM3 216V218H2ZM101 218H100V217ZM126 217L124 219V217ZM130 216V217H128ZM158 216V217H157ZM164 218H163V217ZM170 216V217H169ZM172 216V217H171ZM232 216V217H231ZM14 217V218H13ZM19 217V218H18ZM90 217V216H89ZM109 217V218H108ZM152 217V218H150ZM156 217V218H155ZM160 217V219H159ZM181 217V219H180ZM192 217V218H191ZM8 218V219H7ZM17 218V219H16ZM170 218V219H169ZM172 218V219H171ZM178 220V223H177V220ZM187 218V219H186ZM231 218V219H230ZM22 219V220H21ZM99 219V221H98ZM135 219H138L135 220ZM174 219V220H173ZM182 221H180V220ZM189 219V220H188ZM89 220V218H88ZM104 220V221H103ZM184 220V221H183ZM20 221V222H19ZM114 221L116 222V224H113ZM134 223H132V222ZM150 221V222H149ZM162 221V222H161ZM165 221V222H164ZM172 221V222H171ZM102 222V223H101ZM125 222V223H124ZM167 222V223H166ZM182 222V224H181ZM16 223V224H15ZM92 223V222H91ZM100 223V224H99ZM105 223V224H104ZM127 223V225H126ZM132 223V224H131ZM149 223V224H147ZM173 223V224H171ZM9 224H11L9 226ZM22 224V225H21ZM95 224V225H94ZM134 224V225H133ZM171 224V226H170ZM21 225V226H20ZM98 227H94V226ZM101 225V227H100ZM114 227H112V226ZM132 225V226H130ZM165 225V226H164ZM177 227H176V226ZM183 225V226H182ZM190 225V226H189ZM158 228H157V227ZM174 226V227H173ZM180 226V228H179ZM11 227V228H10ZM18 227V228H17ZM106 229H105V228ZM108 227V228H107ZM118 227V228H116ZM132 227V228H130ZM136 227V228H135ZM138 227V228H137ZM189 227V228H188ZM18 229V230H16ZM95 229V230H93ZM100 229V230H99ZM132 229V232H130ZM153 229V230H152ZM157 229V230H156ZM179 229V230H178ZM15 230V231H14ZM93 230V231H92ZM105 230V231H104ZM109 230V231H108ZM113 230V231H112ZM120 230V231H119ZM139 230V231H138ZM174 230V231H173ZM177 230V231H176ZM3 231V232H2ZM9 231V233H8ZM24 231V232H23ZM95 231V232H94ZM99 231V232H98ZM103 231V232H102ZM137 231V232H136ZM149 231V232H148ZM172 231V232H171ZM117 232V233H116ZM119 232V233H118ZM136 232V234L134 233ZM139 232V233H138ZM160 232V233H159ZM180 232V233H179ZM185 232V233H184ZM108 233V234H107ZM116 233V234H115ZM131 233V234H130ZM134 235H133V234ZM138 233V234H137ZM176 233V234H175ZM178 233V234H177ZM6 234V235H5ZM9 234V235H8ZM16 236H15V235ZM102 234V235H101ZM107 234V235H106ZM114 234V235H113ZM121 237L118 236V235ZM123 234V235H122ZM175 234V236H174ZM180 234V235H179ZM2 235V236H1ZM99 235V236H98ZM104 235V236H103ZM118 236L119 240H121V242H117V241H114V236ZM126 235V236H125ZM131 235V236H130ZM137 235V236H136ZM178 237H177V236ZM105 237V238H108V239H104L103 241L101 240V237ZM108 236H112V237H108ZM116 236V237H117ZM135 238H133V237ZM163 236V237H162ZM170 236H171V239H170ZM16 237V238H15ZM23 237V238H22ZM99 237V238H98ZM129 237V238H128ZM144 237V238H143ZM20 238V239H19ZM111 238V240H109ZM118 238H115V240H117ZM177 238V239H176ZM3 239V240H2ZM127 239V240H126ZM129 239V240H128ZM101 240V241H100ZM118 240V241H119ZM125 240V241H124ZM132 240V242L130 241ZM136 240V241H135ZM157 240V241H156ZM7 241V242H6ZM11 241V242H10ZM95 241V242H94ZM98 241V243H97ZM110 241V243H109ZM124 241V242H123ZM151 241V242H150ZM154 241V242H153ZM4 242V243H3ZM101 242V243H99ZM108 242V243H107ZM115 242V243H114ZM161 242V243H160ZM96 243V244H95ZM120 243V244H119ZM130 243V244H129ZM171 243V244H170ZM174 243V244H173ZM48 244V249L46 248L47 251L50 250V245L49 243H46ZM45 244V245H46ZM95 244V245H94ZM99 244V245H98ZM101 244V245H100ZM119 246L118 247H115L116 245ZM132 244V245H131ZM147 244V245H146ZM155 244V245H154ZM239 244H242L241 241H239ZM14 245V247H13ZM110 245V246H109ZM121 245H124V246H121ZM168 245H169V248H168ZM176 245V246H175ZM6 246V247H5ZM9 246V247H8ZM99 248H98V247ZM100 246H102L103 248H101ZM113 246V247H112ZM137 246V247H136ZM152 248H151V247ZM107 247L109 248L108 250H105L107 249ZM126 247V248H125ZM128 247V248H127ZM144 247V248H143ZM158 247V248H157ZM100 250H98V249ZM116 248V249H114ZM125 248V249H123ZM151 248V249H150ZM95 249V250H94ZM123 249V250H122ZM168 249V250H167ZM172 249V250H171ZM4 250V252H3ZM96 250H98L100 253H98ZM103 250V251H102ZM111 250V251H110ZM118 250V251H117ZM128 250V251H127ZM150 250V252H149ZM106 251V252H104ZM109 254H108V252ZM121 251V252H119ZM124 251V252H122ZM127 251V252H126ZM130 251V252H129ZM154 251V252H153ZM157 251V252H156ZM162 251V252H161ZM103 254H102V253ZM4 253H6L7 255H5ZM98 253V254H97ZM115 253H118V255H114ZM122 253V257L120 256V254ZM124 253V255H123ZM105 254V255H104ZM112 254V256L110 255ZM132 254V255H131ZM5 255V256H4ZM98 255V256H97ZM110 255V256H109ZM116 256L114 258V256ZM128 255V256H127ZM2 256V257H1ZM12 256V257H10ZM101 256V258H100ZM119 256V257H118ZM145 256V257H144ZM152 256V257H151ZM113 257V258H112ZM122 260H121V258ZM103 258V259H102ZM107 260H106V259ZM147 258V260H146ZM149 258V259H148ZM161 258V259H160ZM111 261H109V260ZM114 259V260H113ZM144 259V260H143ZM22 260V261H21ZM27 260V262H26ZM99 260V261H98ZM124 260V261H123ZM4 261V262H3ZM126 261V262H125ZM155 261V262H154ZM98 262V263H97ZM105 262V263H104ZM107 262V263H106ZM125 262V263H124ZM145 262V263H144ZM147 262V263H146ZM150 262V263H149ZM108 263V264H109Z\"/></svg>", "mask_w": 264, "mask_h": 264}, {"label": "water", "instance_id": "water-1", "mask_svg": "<svg viewBox=\"0 0 264 264\" xmlns=\"http://www.w3.org/2000/svg\"><path fill=\"white\" fill-rule=\"evenodd\" d=\"M143 9L136 0H64L57 4L48 48L31 31L44 83L37 121L46 128L39 138L48 149L49 179L43 178L33 152L12 147L4 163L20 162L36 189L42 227L31 239L28 259L33 264H87L83 241L90 202L98 188L110 193L99 173L93 138L99 102L109 99L103 73ZM242 155L239 148L243 202L230 207L243 212L238 228L217 225L204 243L207 258L193 259V264H264V170L249 178ZM133 255L136 264H143L137 248Z\"/></svg>", "mask_w": 264, "mask_h": 264}, {"label": "bare ground", "instance_id": "bare-ground-1", "mask_svg": "<svg viewBox=\"0 0 264 264\" xmlns=\"http://www.w3.org/2000/svg\"><path fill=\"white\" fill-rule=\"evenodd\" d=\"M6 1H7V0H6ZM16 1H17V0H16ZM139 1H140V0H139ZM152 1H153V0H152ZM152 1H151V2H152ZM156 1H157V0H156ZM165 1L168 2L167 0H165ZM165 1H164V2H165ZM169 1H170V0H169ZM178 1H179V0H178ZM195 1H196V0H195ZM206 1H207V0H206ZM213 1H214V0H213ZM228 1H229V0H228ZM239 1H240V0H239ZM260 1H261V0H260ZM2 2H3V1H2ZM18 2H19V1H18ZM136 2H137V1H136ZM173 2H174V0H173ZM176 2H177V1H176ZM180 2L182 3L181 0H180ZM190 2H191V1H190ZM208 2H209V1H208ZM229 2H230V1H229ZM231 2H232V1H231ZM4 3H5V2H4ZM30 3H31V2H30ZM41 3H42V2H41ZM44 3H45V2H44ZM137 3H142V5H145V2H144V1H143V2H137ZM137 3H136V4H137ZM177 3H178V2H177ZM197 3H199V2H197ZM240 3H241V2H240ZM2 4H3V3H2ZM22 4H23V3H22ZM150 4H151V3H150ZM173 4H174V3H173ZM185 4H187V3H185ZM190 4H191V3H190ZM190 4H188V5H190ZM224 4H225V3H224ZM227 4H228V3H227ZM230 4H231V3H230ZM245 4H246V2H245ZM42 5H43V4H42ZM52 5H53V3H52ZM153 5H155V4H153ZM177 5L179 6V4H176V5H174V6H177ZM182 5H183V4H182ZM197 5H198V4H197ZM225 5H226V4H225ZM243 5H244V4H242V6H243ZM47 6H48V5H47ZM147 6H148V4H147ZM150 6H151V5H150ZM180 6H181V5H180ZM185 6H186V5H185ZM193 6H194V5H193ZM234 6H235V4H234ZM234 6H233V7H234ZM20 7H21V6H20ZM187 7H188V8H187ZM202 7H204V6H202ZM205 7H206V6H205ZM231 7H232V6H231ZM244 7H245V6H244ZM1 8H2V7H1ZM44 8H45V7H44ZM148 8H149V7H148ZM148 8H146V9H148ZM151 8H152V7H151ZM173 8H174V7H173ZM173 8H172V9H173ZM179 8H180V7H179ZM181 8H182V7H181ZM181 8H180V9H181ZM183 8H184V6H183ZM185 8L188 10L190 7H189V6H186ZM197 8H199V7H197ZM207 8H208V7H207ZM209 8H210V7H209ZM235 8H236V7H235ZM245 8H246V7H245ZM20 9H21V8H20ZM155 9H156V8H155ZM155 9H154V10H155ZM174 9H176V7H175ZM177 9H178V7H177ZM177 9H176V10H177ZM194 9H195V8H193V12H194ZM211 9H212V8H211ZM214 9H215V8H214ZM237 9H238V8H237ZM237 9H236V10H237ZM243 9H244V8H243ZM154 10H153V12H154ZM187 10H185V11H187ZM234 10H235V9H234ZM239 10H240V9H239ZM239 10H238V13L241 14V12H239ZM246 10H247V9H246ZM7 11H8V10H7ZM28 11H29V10H28ZM145 11H146V10H145ZM147 11H149V10H147ZM160 11H161V10H160ZM178 11H179V10H178ZM188 11L192 12L190 9H189ZM215 11H216V10H215ZM232 11H233V10H232ZM240 11H242V10H240ZM243 11H244V10H243ZM243 11H242V13H244ZM149 12H150L151 14H149L148 12H147V13H148L150 16L152 15V17H153L155 20H153L152 17H150L152 20H151V21H148V20H149V17H148L149 15L147 14L148 16H145V19H143V22H144V21H146V22L148 21V22L146 23V25H145V23L142 22L145 26L142 25V27H143V26H144V27H143V28H142V27L140 28L139 26H140L141 21L139 20L140 23H138V20H137V23L139 24L138 26L136 25L137 23L135 24L136 27H139V28L137 29V28H135V25H134V20H135V19H133V22H132V28H131V31L129 32L130 34H128V36H127L128 41H127V40H126V41H127V43H129L130 41H132V39L139 38V37L142 38V39H141V41L143 42L142 44H144L145 49H146V52H145L144 54L148 57V60H146L147 57H144L145 55L142 54V53L144 52V49H143L144 46H143V48H142L143 51H142L141 54L143 55L144 58H146L145 61H143V62H145V63L147 62V63H148L149 61H151V62H149V64L151 63L152 66L154 67V68L152 67V72H153V69H156V71H157V69H159V71L156 72L157 74L160 72V69H161V68H162V70L165 69L166 66L164 67V65H166V64H167V65H170V66H168L166 69H168V70L170 69V70H171V68H172V69H174V70H171V71H173V72H170V70H169V71L167 70V72H168L169 74L172 73V74L175 76V73H176L175 70L177 71L178 68H180V67L184 64V62H185L184 67H185V66L187 67V66L190 64V63L187 64L188 61H189V62H192V63L194 62V61H191V60H186V59H188L189 57H193V56H191V54H192L191 52H193V50H191V49H186L187 52H188V58L185 57L186 59L184 58V60H186V61H183V60H182L183 63L181 62L182 65L179 67V63H180L179 61H180V60H179L178 57L181 56V55H179V54H181V53L183 52V50L181 51V50L179 49V48H180V45H182L181 42H179V40H177V41L180 43V45L177 46V47H178V49H179L180 51H179L177 48H175L174 51H175L176 49H177L178 51H177V52L175 51V53H173V50H172V52H171V49L173 48L172 46H175V44H174V45H172V44H173V43H176V44L178 45V42H176L175 39L172 38L174 35L177 36L176 33H177L178 31L175 33V30L172 29V30H174V31L172 32V30H171L170 27H169V29H170V31H169V29H167L168 25H167V27L165 28V26L162 24V23L164 22L163 19H165V18H163L162 20L160 19L161 22H162V23L160 24V22H156V19H157V21H159V19H158V17H159L158 15H159V14H157V15H156V18H155V17H154L155 14L153 15V14H152V11H149ZM157 12H158V11H157ZM162 12H163V11H162ZM183 12H184V11H183ZM190 12H189V14H190ZM195 12H196V11H195ZM206 12H207V11H206ZM228 12H229V11H228ZM230 12H231V11H230ZM230 12H229V13H230ZM233 12H234V11H233ZM145 13H146V12H144V15H145ZM154 13H156V10H155ZM158 13H159V12H158ZM210 13H211V12H210ZM234 13H235V12H234ZM236 13H237V12H236ZM236 13H235V14H236ZM15 14H18V13H14V15H15ZM137 14H138V13H137ZM177 14H178V13H177ZM180 14H182V12H181ZM180 14H179V15H180ZM194 14H195V13H194ZM194 14H193V15H194ZM204 14H205V12H204ZM206 14H207V13H206ZM220 14H221V12H220ZM235 14H234V15H235ZM185 15H186V14H185ZM185 15H184V13H183V17H184ZM191 15H192V13H191ZM191 15H190V16H191ZM196 15H197V14H196ZM234 15H233V16H234ZM50 16H51V15H50ZM157 16H158V17H157ZM160 16H162V15H160ZM176 16H177V15H176ZM186 16H187V15H186ZM186 16H185V17H186ZM197 16H198V15H197ZM200 16H201V15H200ZM200 16H199V17H200ZM207 16H208V15H207ZM225 16H226V15H225ZM228 16H229V15H228ZM135 17H136V15L134 16V18H135ZM139 17H140V16H139ZM147 17H148V19H147ZM166 17H167V16H166ZM178 17H179V16H178ZM181 17H182V16H181ZM181 17H180V18H181ZM187 17H189V16H187ZM191 17H192V16H191ZM191 17H190V18H191ZM194 17H195V16H193V18H194ZM204 17H205V16H204ZM204 17H203V18H204ZM236 17H237V16H236ZM18 18H19V17H18ZM35 18H36V17H35ZM137 18H138V17H137ZM160 18H161V17H160ZM190 18H189V19H190ZM193 18H192V19H193ZM203 18H202V19H203ZM206 18H207V17H206ZM1 19H2V18H1ZM22 19H23V18H22ZM22 19H21V20H22ZM41 19H42V18H41ZM139 19H140V18H139ZM177 19H178V18H177ZM184 19H185V18H184ZM192 19H190V20L192 21ZM195 19H197V17L194 18L193 20H195ZM198 19H200V18H198ZM198 19H197V21H199ZM227 19H228V18H227ZM9 20H10V19H9ZM12 20H13V19H12ZM186 20L188 21V19H186ZM186 20H183V21L186 22ZM203 20H204V19H203ZM232 20H235V19L232 18ZM240 20H241V19H240ZM2 21H3V20H2ZM135 21H136V20H135ZM195 21H196V20H195ZM195 21H193V22L195 23ZM201 21H202V20H201ZM201 21H200V22H201ZM210 21H211V20H210ZM213 21H214V20H213ZM216 21H217V20H216ZM216 21H214V22H216ZM225 21H226V20H225ZM230 21H231V19H230ZM230 21H229V22H230ZM242 21H243V20H242ZM242 21H241L240 23H239V21H238V22H237V21H233V22H235V23L232 24L231 27H229V29L232 28L233 30H235L234 32L242 31V32H245L244 34L247 35V32L249 31V29H247L248 26H247L246 24H244V25L247 26V27L245 28L244 25L242 24ZM5 22H6V21H5ZM171 22H173V21H171ZM180 22H181V21H180ZM189 22H190V21H189ZM202 22H204V21H202ZM214 22H213V24H214ZM231 22H232V21H231ZM142 23H141V24H142ZM167 23H168V22H167ZM186 23H187V22H186ZM190 23H191V22H190ZM198 23H199V22H198ZM198 23H195V24L198 25ZM221 23H222V22H221ZM157 24H159V26L161 25L162 28H161V27H160V28L163 29L164 31H165V29H167V30H168L169 32H171L172 34L174 33V35H171L170 33H168L167 30L165 31V33H168V34H165L163 30H162L163 32H162V31H159V30H158V29H159V26H158ZM169 24H170V23H169ZM187 24H188V23H187ZM191 24H192V25H191ZM191 24H190V25L193 27V26H194L193 23H191ZM199 24H201V23H199ZM208 24L210 25V23H208ZM219 24H220V23H219ZM230 24H231V23H230ZM11 25H12V24H11ZM162 25L164 26L165 29L163 28ZM165 25H166V24H165ZM184 25H185V24H184ZM197 25H195V26H197ZM28 26H29V25H28ZM36 26H37V25H36ZM157 26H158V27H157ZM171 26H172V25H171ZM186 26H187V25H186ZM198 26H200V25H198ZM198 26H197V27H198ZM228 26H230V25H228ZM13 27H14V26H13ZM15 27H16V26H15ZM20 27H21V26H20ZM23 27H24V26H23ZM23 27H22V28H23ZM200 27H201V26H200ZM200 27H199V28H200ZM202 27H203V24H202ZM202 27H201V28H202ZM17 28H18V27H17ZM49 28H50V27H49ZM133 28H135V30L137 29L138 31L136 30L137 32L135 33V32H134L135 30H133ZM186 28H187V27H186ZM203 28H204V27H203ZM221 28H222V27H221ZM32 29H33V28H32ZM161 29H160V30H161ZM175 29H176V28H175ZM180 29H181V28H180ZM226 29H227V28H226ZM252 29H253V28H252ZM2 30H3V29H2ZM5 30H6V29H5ZM16 30H19V29H16ZM16 30H15V31H16ZM195 30H196V29H195ZM200 30H201V29H200ZM230 30H231V29H230ZM243 30H244V31H243ZM191 31H192V30H191ZM203 31H204V30H203ZM252 31H254V30H252ZM252 31L250 30L249 32L253 33V35H254V32H252ZM16 32H17V31H16ZM158 32H160V33H159L160 35L158 34ZM242 32H241V33H242ZM249 32H248V34H249ZM5 33H6V32H5ZM10 33H11V32H10ZM25 33H26V32H25ZM189 33H190V32H189ZM189 33H188V34H189ZM191 33H193V31H192ZM195 33H196V32H195ZM12 34H13V33H12ZM157 34H158V35H157ZM169 34H170V35H169ZM179 34H181V33H179ZM179 34H178V35H179ZM182 34H183V33H182ZM185 34H186V32H185ZM226 34H227V33H226ZM238 34H239V32H238ZM5 35H6V34H5ZM26 35H27V34H26ZM50 35H51V34H50ZM197 35H198V34H197ZM200 35H202V34H200ZM224 35H225V34H224ZM239 35H241V34H239ZM24 36H25V35H24ZM35 36L37 37L36 34H35ZM175 36H174V38H176V39H177V37L180 38V36H177V37H175ZM181 36H182V35H181ZM185 36H186V37H185ZM185 36H184V38L187 40V37L189 38V35L187 36V34H186ZM194 36H195V35H194ZM243 36H244V35H243ZM255 36H256V34H255ZM8 37H9V36H8ZM22 37H23V36H22ZM28 37H29V35H28ZM49 37H50V36H49ZM191 37H192V36H191ZM208 37H209V35H208ZM249 37H250V36H249ZM252 37H253V36H252ZM192 38H193V37H192ZM198 38H199V37H198ZM200 38H201V37H200ZM236 38H237V35H236ZM245 38H246V37H245ZM250 38H251V37H250ZM10 39H11V38H10ZM125 39H126V38H125ZM171 39H172V40H171ZM194 39H195V38H194ZM225 39H226V38H225ZM252 39H253V38H252ZM183 40H184V39H183ZM188 40H189V42H192V41H190V40H193V39L189 38ZM188 40H187V41H188ZM198 40H199V39H198ZM203 40H204V39H203ZM205 40H206V39H205ZM237 40H238V39H237ZM242 40H243V39H242ZM247 40H248V39H247ZM139 41H140V40H139ZM141 41H140V42H141ZM172 41H175V42H172ZM180 41H181V40H180ZM200 41H201V40H200ZM234 41H235V40H234ZM249 41H250V40H249ZM249 41H248V42H249ZM252 41H253V40H252ZM25 42H26V41H25ZM194 42H196V41H193L192 43H194ZM198 42H199V41H198ZM198 42H197V43H198ZM232 42H233V41H232ZM240 42H241V41H240ZM240 42H239V43H240ZM125 43H126V42H125ZM127 43H126V44H127ZM185 43H186V42H185ZM229 43H230V42H229ZM123 44H124V43H123ZM126 44H125V45H126ZM163 44L166 45L167 49H168V47H169V48L171 47V49H168V50H170V53L173 54V56H172L173 58H174V56L176 57L177 54L179 55V56H177V57L175 58L176 60H177V58H178V61H176V60L173 59L172 57L170 58L171 54L169 53V51H168V53H167L168 56H167V55H164V54H166V53H163V51H167V49L165 50V48H163L162 52H161V50H159V47H161ZM186 44H187V43H186ZM225 44H226V41H225ZM235 44H236V43H235ZM15 45H17V44H15ZM125 45H124V46H125ZM128 45L130 46L131 44H128ZM128 45H126L125 48H126ZM189 45H190V44H189ZM189 45H188V46H189ZM191 45H192V44H191ZM236 45H237V44H236ZM245 45H246V44H245ZM184 46H185V44H184ZM239 46H240V45H239ZM16 47H17V46H16ZM20 47H21V46H20ZM20 47H19V48H20ZM132 47H133V46H132ZM244 47L247 48V46H244ZM19 48H18V49H19ZM122 48H123V47H122ZM185 48H186V47H185ZM185 48H184V49H185ZM241 48H242V47H241ZM249 48H250V47H249ZM258 48H259V46H258ZM132 49L134 50L135 48L133 47ZM132 49H131L130 47H128L127 51H125L126 54H125L124 56H126L128 53H130V52H131L130 50H132ZM137 49H138V48H137ZM182 49H183V47H182ZM194 49H195V48H194ZM196 49H197V48H196ZM247 49H248V48H247ZM8 50H9V49H8ZM188 50L191 51V52H190L191 54L189 53ZM198 50H199V49H198ZM5 51H6V50H5ZM134 51H135V50H134ZM134 51H133V52H134ZM195 51H196V50H195ZM195 51H194V52H195ZM13 52H14V51H13ZM122 52H123V51H122ZM178 52H179V53H178ZM194 52H193V54L196 53V52H195V53H194ZM222 52H224V51H222ZM226 52H227V51H226ZM30 53H31V52H30ZM118 53H119V52H118ZM136 53H138V52L136 51ZM176 53H177V54H176ZM199 53H200V52H199ZM224 53H225V52H224ZM224 53H223V54H224ZM242 53H243V52H242ZM16 54H17V53H16ZM139 54H140V53H138V55H139ZM141 54H140V55H141ZM169 54H170V55H169ZM183 54H184V56H187V55H185V54H187L185 50H184ZM196 54H197V53H196ZM196 54L194 55V57H195L194 59H193V58H189V59L196 60V58L199 57L198 54H197V55H196ZM236 54H237V53H236ZM245 54H246V52H245ZM1 55H2V54H1ZM14 55H15V54H14ZM27 55H28V54H27ZM119 55H122V54H119ZM135 55H136V54L134 53V56H135ZM142 55H141V56H142ZM206 55H207V54H206ZM3 56H4V55H3ZM124 56H123V57H124ZM131 56H133V54H129L126 58H124V60H125V59H127L128 61H129L130 59L133 60V59L131 58ZM134 56H133V57H134ZM166 56H167V57H166ZM182 56H183V55H182ZM224 56H225V55H224ZM227 56H228V59H229V55H227ZM239 56H240V55H239ZM246 56H247V55H246ZM17 57H18V56H17ZM22 57H23V56H22ZM22 57H21V58H22ZM138 57H140V56H138ZM164 57H165V58H164ZM200 57H201V55H200ZM231 57H232V56H230V59H232L233 61L230 60V61H232V62H230V61L228 60L230 63H232L231 65H232V66H235V68H237L238 70L241 69V68H240L241 66H239V68H238V67H236V65H233V63H235L234 61H236V60L233 59V58H231ZM241 57H242V56H241ZM0 58H1V56H0ZM8 58H9V57H8ZM12 58H13V57H12ZM18 58H19V57H18ZM141 58H142V57H141ZM202 58H203V57H202ZM1 59H2V58H1ZM134 59H135V58H134ZM138 59H139V58H138ZM180 59H183V57H180ZM199 59H200V58H199ZM206 59H207V58H206ZM208 59H209V58H208ZM20 60H21V59H20ZM29 60H30V59H29ZM127 60H126V61H127ZM136 60H137V58H136ZM140 60H141V59H140ZM140 60H139V61H140ZM143 60H144V59H143ZM197 60H198V59H197ZM204 60H205V59H204ZM222 60H223V59H222ZM239 60H240V59H238V61H237L236 64H238ZM15 61H16V60H15ZM32 61H33V59H32ZM32 61H31V62H32ZM122 61H123V60H121L119 57L113 59V61H110V63L107 65V67H106V69H105V71H104V73H103V82L109 87V92H108L109 99H107V98H103L102 100H100L99 105H98V110H99V113H100L102 116H103V114H104V115H109V118H113V120H114L115 117H116V118H119L118 122H116V123H118V125L125 126L124 123H127V125H128V126L125 127V130H124V131H123V129H122V128H124V127H122V128H120L121 126L116 127V128H118V129L120 128V130L122 129V131H121V133H122V134H121V136H122V140H117L119 136H116V137H117V139H116L117 144H119V142H120V143H121V145H120L121 147H120V148L123 149V151H121L122 149H121V150L119 149L121 152H123V154L120 152L121 155H119V156L122 157V156H126V155H127L128 157H129V156L131 157V155L134 156V154H135L136 157H138L137 154L139 153V151H140L139 148L142 147V145L139 147V146H137V144H139V142L143 139V137L145 138V134L147 133L148 129H149L150 127H153V124L148 123V121H150L153 117L150 118V119H149V117H147L146 119H144V116H145L146 114L143 116V115H141V113H139L141 116H138V115H137V111H138L140 108H139L137 111H135L136 108H135V110H134L133 106L130 104V99H131V98H129V97H128V94L125 93V92H127V91L124 92L125 89H122V90H123V91H122V92H123L122 94H120V92L118 91V94H120V96H119L116 92L114 93V94H117V95H118V97H119V98L117 97L118 99H115V98L113 97V95H111V93H112V92H111V89L113 88V87H112V84H113L115 78H117V77H116V75H117V71H118V69L120 68V65L123 64ZM128 61H127V62H128ZM137 61H138V60H137ZM219 61H221V60H219ZM224 61H225V60H224ZM254 61H255V60H254ZM6 62H7V61H6ZM25 62H26V61H25ZM133 62H135V60H133ZM166 62H167V63H166ZM209 62H210V61H209ZM213 62H214V61H213ZM213 62H212V63H213ZM240 62H241V61H240ZM3 63H4L5 65L7 64V63H5V62H3ZM8 63H9V61H8ZM21 63H22V62H21ZM164 63H165V64H164ZM204 63H205V61H204ZM204 63H203V64H204ZM1 64H2V62H1ZM10 64H11V63H10ZM10 64H9V65H10ZM25 64H26V63H25ZM37 64H38V63H37ZM126 64H127V63H126ZM129 64H130V63H129ZM132 64H133V63H132ZM135 64H137V63H135ZM135 64H134V65H135ZM149 64H147V66H148ZM186 64H187V65H186ZM193 64H194V65H191V67L193 66L194 71H195L196 69L198 70L199 68H195V67H194V66H196V61H195V63H193ZM210 64H211V63H210ZM210 64H209V65H210ZM223 64H224V63H223ZM226 64H227V63H226ZM241 64H242V63H241ZM241 64H239V65H241ZM15 65H16V64H15ZM134 65H133V66H134ZM137 65H139V64H137ZM207 65H208V64H207ZM209 65H208V66H209ZM215 65H216V64H215ZM224 65H225V64H224ZM229 65H230V64H229ZM242 65H243V64H242ZM23 66H24V65H23ZM128 66H129V65H128ZM140 66H142V63H141ZM144 66H145V65H144ZM147 66H145V67H147ZM150 66H151V65H150ZM150 66H149V69L151 68ZM162 66H163V67H162ZM189 66H190V65H189ZM189 66L187 67L188 69H187V68L184 69L183 66H182L183 68H182V67L180 68V69H182V70L184 69V70L181 72L182 74L180 73L181 70H178L179 73L182 75V76H180L181 78H180V77H178V78H179L180 80H182V82H183V84H184L185 86H183L182 82H180L182 85L179 83L180 80H177L178 82H176V83L173 82V83L175 84V86H173V85L171 84V83H172L171 79L174 78V76H173V77H170V75L166 73V75H169V77H170L169 79H170V82H171V83H170V82H169V83L172 85V86H171V85L168 83L169 79L167 78V77H168V76H167L166 78H167L168 81H166V82L169 84V86H168V85H167V86L169 87V89L175 87L176 89H178V91H177L176 89H173V90L169 93V92H167V91H170V90H168V87L166 86V84H165V87L160 85V88H163V89L166 88L164 92H167V94H169L168 97H170V98H167V97H165L166 95H163V94H164V93L162 92L163 89H162L161 92L159 93V95H160L161 93H163V94H161V95H163V96L160 95V96H161L160 99L163 98V100H164V97H165V99H166V98H167V99H170V101L168 100V103L170 102V104H169L170 107H167L166 105H163V102H164L165 100L163 101V100L161 99V100H162V103H160L159 100H158V103H159L160 105L162 104V106H160V107H163V106H164L163 109H162V108L160 109V112L163 110V111H162V112H163V115H162V112H161L160 115L164 116V117L161 118V119L163 120V119L165 118L163 122H165L166 124L163 125L164 123L162 122V123H163L162 125L168 127V128L165 127V130L168 129V131H169V136H168V135H165V136H166V138H168V137L171 138V139H168L169 141L172 140V141H170V142L167 141V143H168V144L171 143V145H170V144L167 145V144L165 143L167 146H164V147H165L166 149H169L170 151L172 150L173 152L178 148V149L175 151V152H176V154H175L176 156L178 155L177 152H178L179 149H180L179 147H176V146H178L179 144L181 145L180 142H179V144H177L178 141H176V140L179 139V141H180V138H178V137L181 136L182 133H183V132L180 133V132L178 131V130L181 129L182 126H180V129H179V127H178V125H179V121L177 120L178 122H176V118H177V116H179V115L176 116V113H178V110H177V108H176L177 105H178V103H175V102H177V98H178L177 96H181V94H180L181 91H180L179 89L182 88V90H184L183 88L185 87V89L187 90V88L189 87V88H190L189 90H193V89L191 88V86H193V85H195V84L198 83L197 85L199 86V84H200V86H201L200 91H201L202 93H203V92L206 93L205 96H207V94H209V95H210V94H211V95L214 94V95H215L214 97H216V96L219 95V98H221V97L224 96V95H223V94H224V93H223L224 91L221 92V90H222V88H223V89L226 88V87H224L225 84L222 85V87H220L219 85H217L218 82L216 83V81H215L216 84H213V81H214L213 79H212V83H207L208 81H207L206 79H203V80L197 79V77L193 76L194 73H195L197 70H196L195 72H193V75H192V71H193V70H192L191 67H189ZM253 66H254V65H253ZM6 67H7V66H6ZM10 67H11V66H10ZM18 67H19V65H18ZM36 67H37V65H36ZM122 67H123V66H122ZM169 67H171V68H169ZM197 67H198V64H197ZM201 67H202V66H201ZM204 67H205V66H204ZM210 67H211V66H209L208 69H210ZM216 67H217V66H216ZM218 67H219V66H218ZM218 67H217V68H218ZM221 67H222V65H221ZM242 67H243V66H242ZM245 67H246V66H245ZM0 68H1V67H0ZM8 68H9V67H8ZM13 68H14V67H13ZM123 68H124V67H123ZM131 68H132V67H131ZM131 68H130V69H131ZM138 68H139V66H138ZM163 68H164V69H163ZM189 68L192 70V71L190 70L191 72L189 71ZM206 68H207V66H206ZM206 68H205V69H206ZM213 68H214V67H213ZM229 68H230V66H229ZM246 68H248V67H246ZM2 69H3V68H2ZM6 69H7V68H6ZM15 69H17V68H15ZM120 69H121V68H120ZM126 69H127V68H126ZM142 69H143V68H142ZM149 69H148V70H149ZM202 69H204V68L202 67ZM232 69H234V67H232ZM237 69H235V70H233V71H235V73H236V71L238 72ZM0 70H1V69H0ZM20 70H21V69H20ZM121 70H122V69H121ZM135 70H137V69H135ZM162 70H161L160 73H164ZM187 70H188V71H187ZM221 70H222V69H221ZM252 70H253V69H252ZM4 71H5V70H4ZM8 71H9V70H8ZM13 71H14V70H13ZM13 71H12V72H13ZM15 71H17V70H15ZM15 71H14V72H15ZM128 71H129V70H128ZM133 71H134V70H133ZM142 71H143V70H142ZM150 71H151V69H150ZM150 71H149V72H150ZM185 71L189 72L190 74H188V73L185 72ZM198 71H199V70H198ZM215 71H216V69H215ZM233 71H231V69H230V70L228 71L229 74L226 73V71H225V74L229 75V77H230V74H231V75L235 74ZM24 72H25V71H24ZM126 72H127V71H126ZM129 72H130V71H129ZM136 72H137V71H136ZM136 72H135V73H136ZM138 72H139V71H138ZM143 72H145V68H144V71H143ZM147 72H148V71H147ZM147 72H146V73H147ZM149 72H148V73H149ZM152 72H151V73H152ZM154 72H155V71H154ZM165 72H166V71H165ZM174 72H175V73H174ZM217 72H218V70H217ZM219 72H220V71H219ZM231 72H232L233 74H232ZM4 73H5V72H4ZM7 73H8V72H7ZM135 73H134V74H135ZM148 73H147V74H148ZM179 73H178V74L176 73L177 76L179 75ZM199 73H200V72H199ZM206 73H207V72H206ZM8 74H9V73H8ZM10 74H11V73H10ZM10 74H9V75H10ZM13 74H14V73H13ZM18 74H19V73H18ZM21 74H22V73H21ZM119 74H120V71H119ZM127 74H128V73H127ZM129 74H130V73H129ZM132 74H133V73H131V75H132ZM140 74H141V73H140ZM143 74H144V73H143ZM154 74H155V73H153L152 75H154ZM172 74H171V76H172ZM203 74H204V73H203ZM221 74H222V73H221ZM221 74H220V75H221ZM36 75H37V74H36ZM148 75H150V74H148ZM195 75H196V73H195ZM198 75H199V74H198ZM198 75H197V76H198ZM215 75H216V72H215ZM218 75H219V74H218ZM3 76H4V75H3ZM140 76H141V75H140ZM140 76H138V77H139V78L145 77V76H141V77H140ZM158 76H159V75H158ZM160 76H162V74H161ZM160 76H159V77H160ZM163 76H165V74H164ZM177 76H175V77L177 78ZM188 76H189V77L192 76V77H194L195 79H197L198 81H195V82H197V83L192 84V85H189V86H187V88H186V84H185V83H188V84H189V83L192 81ZM211 76H212V75H211ZM211 76H210V77H211ZM5 77H6V76H5ZM5 77H3V78H5ZM36 77H37V76H36ZM122 77H123V76H122ZM130 77H131V76H130ZM153 77H154V76H153ZM155 77H157V76H155ZM204 77H205V76H204ZM207 77H208V76H207ZM218 77H219V76H218ZM222 77H223V76H222ZM226 77L228 78V76L225 75V78H226ZM231 77H232V76H231ZM240 77H241V75L239 76V78H240ZM126 78H128V77L126 76ZM136 78H137V77H136ZM136 78H135V79H136ZM194 78H193V80H195ZM198 78H200V77H198ZM227 78H226L227 82L230 81V80H228L229 78H228V79H227ZM143 79H144V78H143ZM145 79H146V78H145ZM162 79L164 80L165 77H163ZM189 79H190V80H189ZM218 79H219V78H218ZM218 79L216 78V80H218ZM220 79H221V77H220ZM220 79H219V80H220ZM5 80H6V79H4V80L1 79V81H3V82H4ZM131 80H132V78H131ZM153 80H154V79H153ZM158 80H159V79H158ZM158 80H157V81H158ZM160 80H161V79H160ZM163 80H161V81H163ZM172 80L174 81L175 78L172 79ZM199 80H200V81H203V82H200ZM219 80H218V81H219ZM232 80H233V78H232ZM133 81H134V79H133ZM137 81H138V80H137ZM141 81H142V80H141ZM155 81H156V80H155ZM175 81H176V80H175ZM204 81H206V82H204ZM240 81H241V80H240ZM240 81H239V82H240ZM248 81H249V80H248ZM3 82H2V83H3ZM11 82H12V81H11ZM16 82H17V81H16ZM20 82H21V81H20ZM39 82H40V81H39ZM42 82H43V81H42ZM122 82H123V81H122ZM128 82H129V81H128ZM139 82H140V81H139ZM142 82H143V81H142ZM147 82H148V79H147ZM147 82H145V83L147 84ZM164 82H165V81H164ZM209 82H210V81H209ZM230 82H231V81H230ZM235 82H236V81H235ZM243 82H244V77H243ZM252 82H255V81H252ZM5 83H6V82H5ZM125 83H126V82H125ZM143 83H144V82H143ZM152 83H154V82L152 81ZM155 83H156V82H155ZM155 83H154V84H155ZM162 83H163V82H162ZM177 83H179V85H180L181 87H179V86L177 85ZM192 83H194V81H192ZM222 83H223V82L221 81L220 85H221ZM244 83H245V82H244ZM255 83H256V82H255ZM255 83H254V84H255ZM7 84H9V83H7ZM10 84H11V83H10ZM10 84H9V85H10ZM12 84H13V83H12ZM12 84H11V87H12ZM138 84H139V83H138ZM149 84H150V82H149ZM190 84H191V83H190ZM228 84H229V83H228ZM228 84H227V85H228ZM231 84H232V82H231ZM237 84H239V83L237 82ZM237 84H236V85H237ZM247 84H248V83H247ZM252 84H253V83H252ZM254 84H253V85H254ZM4 85H5V84H4ZM13 85H16V84L14 83ZM38 85H39V84H38ZM43 85H44V83H43ZM119 85H120V84H119ZM119 85H118V86H119ZM133 85H134L133 87H135V83H134ZM143 85H144V84H143ZM143 85H142V86H143ZM157 85H158V87H159V84H158V83H157ZM163 85H164V84H163ZM176 85H177L178 87H177ZM197 85H196V86H197ZM232 85H233V84H232ZM234 85H235V84H234ZM239 85L241 86V84H239ZM239 85H237V88L239 87ZM249 85H250V84H249ZM5 86H7V85H5ZM5 86H4V88H5ZM21 86H23V84H22ZM113 86H117V84H116V85L113 84ZM118 86H117V88H118ZM124 86H125V85H124ZM124 86H123V88H125ZM136 86H137V85H136ZM145 86H146V85H145ZM170 86H171V87H170ZM250 86H252V85H250ZM7 87H8V86H7ZM7 87H6V88H7ZM11 87H9V88H11ZM17 87H18V86H17ZM23 87H24V86H23ZM23 87H22V88H23ZM26 87H27V86H26ZM140 87H141V86H140ZM140 87H139V88H140ZM146 87H147V86H146ZM149 87H152V84H151ZM153 87H154V86H153ZM227 87H228V86H227ZM259 87H260V86H259ZM1 88H2V87H1ZM24 88H25V87H24ZM121 88H122V87H121ZM121 88H119V89L121 90ZM160 88H159V89H160ZM198 88H199V87H198ZM237 88H236V89H237ZM241 88H242V86H241ZM2 89H3V88H2ZM2 89H1V90H2ZM13 89H15V88H13ZM13 89H12V90H13ZM18 89H19V88H18ZM29 89H30V88H29ZM128 89H129V88H128ZM145 89H146V88H145ZM145 89H144V87H143V91H144ZM156 89H158V88H156ZM195 89H196V88H195ZM195 89H194V90H195ZM239 89H240V88H239ZM258 89H259V88H258ZM5 90H6V89H5ZM8 90H9V89H7L6 91H8ZM115 90H116V89H115ZM117 90H118V89H117ZM126 90H127V88H126ZM141 90H142V89H141ZM175 90H176V91H175ZM186 90H185V92H183V94H185V93L187 92ZM189 90H188V91H189ZM241 90H242V89H241ZM254 90H255V89H254ZM14 91L16 92V90H14ZM17 91H18V90H17ZM22 91H23V90H22ZM26 91H27V90H26ZM26 91H25V92H26ZM130 91H131V90H129V92H130ZM133 91H134V90H133ZM136 91H137V90H136ZM138 91H140V90H138ZM146 91H147V90H146ZM154 91H155V89H154ZM8 92L11 93V94H14V95H15V92L12 93V91H10V90H9ZM18 92H19V91H18ZM113 92H114V91H113ZM134 92H135V91H134ZM141 92H142V91H141ZM175 92H178V93L180 92V93H179V95H176ZM189 92H190V91H189ZM192 92H193V91H192ZM233 92H234V91H233ZM138 93H139V92H138ZM153 93H154V92H152V94H153ZM222 93H223V94H222ZM243 93H244V92H243ZM255 93H256V92H255ZM22 94H23V93H22ZM112 94H113V93H112ZM129 94H131V93H129ZM171 94H172V95H171ZM190 94H191V92H190ZM221 94H222V96H221ZM227 94H228V93H227ZM234 94H236V93H234ZM4 95H5V94H4ZM17 95H18V93H17ZM132 95H133V94H131V97H132ZM139 95H141V94H139ZM145 95H146V94H145ZM155 95H156V92H155ZM170 95H171V96H170ZM191 95H192V94H191ZM191 95H190V96H191ZM203 95H204V94H203ZM228 95H229V94H228ZM228 95H227V96H228ZM5 96H6V95H5ZM7 96H8V95H7ZM19 96H20V95H19ZM134 96H135V95H134ZM185 96H186V97H185L184 99H185V101H186V98L189 96V93H186ZM192 96H193V95H192ZM205 96H204V97H205ZM220 96H221V97H220ZM227 96H225V97H227ZM3 97H4V96H3ZM9 97H10V99H11V100H10L11 102H9V101L7 100L6 103H7V102H8V103H12V99H13L14 97L12 98L10 95H9ZM154 97H155V96H154ZM157 97H158V96H157ZM182 97H183V96H182ZM182 97H181V98H182ZM194 97H195V96H194ZM204 97H203V98H204ZM230 97H231V96H230ZM4 98H5V97H4ZM18 98H20V97H18ZM23 98H24V97H23ZM29 98H30V97H29ZM143 98H145V97H143V95H142V99H143ZM151 98H152V97H151ZM151 98H150V99H151ZM181 98H180V99H181ZM191 98H192V97H189V99L192 101V99H194V98H192V99H191ZM216 98H217V97H216ZM216 98H215L214 100H216ZM219 98H218V100H220ZM5 99H7V98H5ZM20 99H21V98H20ZM26 99H27V98H26ZM34 99H35V98H34ZM138 99H139V98H138ZM138 99H136V100H138ZM140 99H141V98H140ZM140 99H139V100H140ZM142 99H141V100H142ZM146 99H147V98H146ZM156 99H157V98H156ZM158 99H159V98H158ZM167 99H166V100H167ZM187 99H188V98H187ZM221 99H222V98H221ZM225 99H226V98H225ZM231 99H232V97H231ZM2 100H3V99H2ZM16 100H17V98H16ZM105 100H106V101H105ZM114 100H117V101L113 102ZM132 100H133V99H132ZM132 100H131V101H132ZM190 100H189V101H190ZM218 100H216V101L218 102ZM239 100H240V99H239ZM0 101H1V100H0ZM4 101H5V100H4ZM4 101H2L3 104H4ZM13 101H15V99H13ZM17 101H18V100H17ZM21 101H22V99H21ZM21 101L19 100L18 102L20 103ZM133 101H134V100H133ZM143 101H144V100H143ZM145 101H147V100H145ZM155 101H156V100H155ZM181 101H183V99H182ZM196 101H197V100H195L194 102H196ZM230 101H231V100H230ZM2 102H1V103H2ZM139 102H140V101H139ZM148 102H149V101H148ZM153 102H154V101H153ZM194 102L192 101V104H194ZM213 102H214V101H213ZM227 102H228V100H227ZM1 103H0V104H1ZM6 103H5V104H6ZM8 103H7V104H8ZM14 103H16V102H14ZM23 103H24V102H23ZM136 103H137V102H136ZM142 103H143V102H142ZM155 103H156V102H155ZM164 103L168 105V103H167L166 101H165ZM182 103H183V102H182ZM186 103H187V101H186ZM222 103H223V102H222ZM12 104H13V103H12ZM20 104H21V103H20ZM20 104H19V106H20ZM143 104H144V103H143ZM159 104H158V105H159ZM175 104H177V105H175ZM195 104H196V103H195ZM217 104H219V103H217ZM224 104H225V102H224ZM228 104H230V103H228ZM1 105H2V104H1ZM8 105H9V104H8ZM22 105H23V104H22ZM25 105H26V104H25ZM151 105H152V104H151ZM151 105H150V106H151ZM154 105H155V104H154ZM169 105H168V106H169ZM173 105H174V106H173ZM187 105H188V104H186V106H187ZM231 105H232V104H231ZM234 105H235V104H234ZM14 106H16V105H14ZM17 106H18V105H17ZM134 106H135V105H134ZM137 106H139V104H138ZM142 106H143V105H142ZM147 106H148V105H147ZM191 106H192V105H190V108H191ZM221 106H222V105H221ZM224 106H225V105H224ZM226 106H227V105H226ZM2 107H3V108L6 107L7 110H8V107L10 108V110H11V107H12L13 110H11V113H13V111H14V109H15V111H14L15 113H13V117H14V114H17V113L21 110V109H19V108H13V106H11V105H9V106H2ZM21 107H22V106H21ZM135 107H136V106H135ZM139 107H140V106H139ZM145 107H146V104H145ZM145 107H144V108H145ZM148 107H149V106H148ZM184 107H185V105H184ZM193 107H194V106H192V108H193ZM195 107H197V106H195ZM227 107H228V106H227ZM3 108H2V110H3ZM149 108H150V107H149ZM164 108H166V109H164ZM175 108H176V110H175ZM187 108H188V107H187ZM16 109L18 110L17 113H16ZM23 109H24V108H23ZM23 109H22V110H23ZM39 109H40V108H39ZM146 109H147V108H146ZM154 109H157V108H155V106H154ZM178 109H179V108H178ZM254 109H255V108H254ZM2 110H0V112H1V117H2V115L5 114L4 112H6V109H4L5 111H4L3 113H2ZM10 110H9V111H10ZM24 110H25V109H24ZM24 110H23V111H24ZM141 110H142V109H141ZM141 110H139V112H141ZM147 110H149V109H147ZM147 110H144V112H145V111L147 112ZM187 110L189 111V109H186V111H187ZM225 110H226V109H225ZM225 110H224V111H225ZM230 110H231V109H230ZM9 111H8V112H9ZM25 111H26V110H25ZM28 111H29V110H28ZM149 111H150V110H149ZM155 111H156V110H155ZM155 111H154V113H155ZM175 111H176V112H175ZM193 111H194V109H193ZM262 111H263V110H262ZM20 112L23 113L22 111H20ZM146 112H145V113H146ZM180 112H181V111H180ZM180 112H179V113H180ZM230 112H231V111H230ZM230 112H229V113H230ZM6 113H7V112H6ZM21 113H20V114L18 113L19 116L15 115V117L17 116V117H21V118H23V117H24L23 114H22L23 117L20 116ZM99 113H98V114H99ZM148 113H149V112H148ZM150 113H151V112H150ZM154 113H153V114H154ZM158 113H159V112H158ZM191 113H192V112H191ZM241 113H242V112H241ZM246 113H247V112H246ZM257 113H258V112H257ZM8 114H9V113H8ZM8 114L4 115V117L6 116L5 118H6L7 120H8L7 117H9V118L11 117V116H9V115H11V114H9V115H8ZM24 114H25V113H24ZM100 114H99V115H100ZM142 114H143V112H142ZM153 114H152V115H153ZM156 114H157V113H156ZM187 114H190V113L188 112ZM261 114H262V113H261ZM35 115H36V114H35ZM101 115H100V116H101ZM154 115H155V114H154ZM191 115H192V114H190V116H191ZM224 115H225V114H224ZM227 115H229V114H227ZM33 116H34V115H33ZM33 116H32V117H33ZM38 116H39V115H38ZM102 116H101V117H102ZM142 116H143V118H140V117H142ZM149 116H150V114H149ZM182 116H183V115H182ZM216 116H218V115H216ZM242 116H243V113H242ZM255 116H256V115H255ZM258 116H259V115H258ZM13 117H11V118L9 119V121H10ZM15 117H14V119H12V120H14V123H15L16 121H18V120L15 119ZM32 117H31V118H32ZM145 117H146V116H145ZM154 117H155V116H154ZM159 117H160V116H159ZM2 118H3V117H2ZM33 118H34V117H33ZM37 118H38V117H37ZM109 118H108V119H109ZM156 118H157V116H156ZM178 118H179V119L182 118V117H181V114H180V117H178ZM178 118H177V119H178ZM215 118H216V117H215ZM220 118H221V117H220ZM226 118H227V116H226ZM242 118H244V117H242ZM19 119H20V118H19ZM34 119H35V118H34ZM34 119H33V120H34ZM103 119H104V118H103ZM103 119H102V120H103ZM106 119H107V118H106ZM148 119H149V120H148ZM158 119H159V118H158ZM212 119H213V118H212ZM218 119H219V118H218ZM244 119H245V118H244ZM1 120H2V119H1ZM4 120H5V119H4ZM15 120H16V121H15ZM20 120H21V119H20ZM33 120H31V121L33 122ZM109 120H110V119H109ZM109 120H108V123H109ZM113 120H112V121H113ZM115 120H117V119H115ZM147 120H148V121H147ZM153 120H155V119H153ZM182 120H183V119H182ZM184 120H185V119H184ZM187 120H190V118L187 119ZM5 121H6V120H5ZM5 121H4V122H5ZM25 121H26V120H25ZM25 121H23V119H22V122H25ZM34 121H35V120H34ZM123 121H125V122H123ZM145 121H147V122H145ZM158 121H159V120H158ZM213 121H214V120H213ZM6 122H7V121H6ZM19 122H21V121H19ZM22 122H21V123H22ZM39 122H40V121H39ZM103 122H104V120H103ZM106 122H107V120H106ZM106 122H104L103 124H102L101 122H99L98 125H97V123L95 122V124H94V136H93V138H94V143H95V146H96V150H95V158H96V161H97V163H98V166H99V165H100V166L102 165L103 161L106 159V155H109L108 153H110V152L113 150V149H112L110 152L107 153V150H108L110 147H113V146H110V147H108V148H107V147L105 148V145L108 146L109 143H111V142H112V143H111L110 145L116 143L115 140H114L115 138H114L113 136H115L114 133L117 132V130L114 129L115 125L117 126V124H112V126L114 125V126H113V129H112V130H108V129H107L109 132L111 131L110 134H109V132L107 131L108 134H109V136H107V135H108V134H106L107 132H104V131H103V132L105 133L106 137H107V138L105 137V138H106L105 141L103 140V142H105L106 144L103 143L104 146H102V145H103L102 142H101V141H102V138H103V136H102L101 141H100L102 147L99 148V146H98V144H99L98 141L100 140V139H98V138H100V137H98V132L103 130L102 128H103V126H105L104 124H105ZM114 122H115V121H114ZM151 122H152V121H151ZM154 122H155V121H154ZM255 122H256V121H255ZM255 122L252 121L253 124H255ZM259 122H260V121H259ZM259 122H258V124H259ZM8 123H10V122H8ZM11 123H12V122H11ZM25 123H28V122H25ZM34 123H35V122H34ZM34 123H32V124H34ZM110 123H111V121H110ZM110 123H109V124H110ZM147 123H148V124H147ZM157 123L160 125L159 122H157ZM180 123H181V119H180ZM186 123H188V122H186ZM12 124H13V123H12ZM17 124H18V123H17ZM28 124L30 125V123H28ZM106 124H107V123H106ZM145 124H147V127L149 126V124L152 125V126L148 127V129H146ZM177 124H178V125H177ZM181 124H182V123H181ZM181 124H180V125H181ZM184 124H185V123H184ZM193 124H194V123H193ZM258 124H257V125H258ZM5 125H6V124H5ZM13 125H14V124H13ZM96 125H97V126H96ZM182 125H183V124H182ZM188 125H189V124H188ZM190 125H191V123H190ZM190 125H189V126H190ZM249 125H251V123H250ZM1 126H2V124H1ZM3 126H4V125H3ZM8 126H9V125H8ZM10 126H11V125H10ZM18 126H19V125H18ZM26 126L28 127V125H26ZM107 126H108L107 128L111 129V127H110L109 125H107ZM163 126H162V127H163ZM259 126H260V125H259ZM263 126H264V120H263ZM12 127H13V126H12ZM12 127H11V128H12ZM42 127H43V126H42ZM160 127H161V125H160ZM177 127H178V129H177ZM186 127H187V126H186ZM186 127H185V128H186ZM248 127H249V126H248ZM3 128H4V127H3ZM20 128H21V127H20ZM22 128H23V127H22ZM104 128H106V126H105ZM128 128H130V129H128ZM144 128H145V130H147V131H145V134H144V136H143L142 139H141V136L143 135L142 132L144 133ZM163 128H164V127H163ZM163 128H162V129H163ZM185 128H182L181 131H183V129H185ZM219 128H221V127H219ZM250 128H251V126H250ZM258 128H259V127H257L256 129H258ZM4 129H5V128H4ZM28 129H29V128H28ZM150 129H151V128H150ZM150 129H149V130H150ZM154 129H155V128H154ZM154 129H153V130H154ZM262 129H263V128H262ZM5 130H6V129H5ZM5 130H4V131H5ZM12 130H13V129H11V131H10V130H9V131L12 132ZM16 130H17V129H16ZM26 130H27V129H26ZM104 130H106V129H104ZM159 130H160V129H159ZM159 130H157V131H159ZM188 130H189V129H187V131H188ZM249 130H250V129H249ZM31 131H32V130H31ZM113 131H114V133H113ZM115 131H116V132H115ZM150 131H152V130H150ZM150 131H148V132H150ZM154 131H155V130H154ZM177 131H178L179 134H181V135L178 134L179 136H177ZM185 131H186V130H185ZM253 131H254V130H253ZM15 132H16V131H15ZM19 132H20V131H19ZM27 132H28V131H27ZM32 132H33V131H32ZM119 132H120V131H119ZM161 132H163V131L160 130V133H161ZM188 132H189V131H188ZM188 132H187V134H186V133H185V134L183 133V135L187 136V135H188ZM190 132H191V131H190ZM258 132H259V131H257V133H258ZM263 132H264V131H263ZM17 133H18V132H17ZM17 133H16V134L14 133V134L17 135ZM20 133H21V132H20ZM99 133H101V132H99ZM164 133H165V132H164ZM10 134H11V133H10ZM38 134H39V133H38ZM141 134H142V135H141ZM150 134H151V132H150ZM153 134H154V132L152 133V135H153ZM156 134H157V133H155V135H156ZM161 134H162V133H161ZM21 135H22V134H21ZM103 135H104V134H103ZM155 135H154L153 137H155ZM157 135H158V134H157ZM157 135H156V140H157L158 137L161 138L160 135H159L158 137H157ZM190 135H191V134H190ZM192 135H193V134H192ZM192 135H191V137H192ZM246 135H247V134H246ZM255 135H256V133H255ZM259 135H261V134H259ZM13 136H14V135H13ZM13 136L11 137V139H13ZM17 136H18V135H17ZM36 136H37V135H36ZM99 136H100V134H99ZM147 136H149V134H147L146 137H147ZM167 136H168V137H167ZM261 136H262V135H261ZM21 137H24V136H21ZM108 137H109V139H108ZM112 137H113L114 139H112ZM149 137H151V136H149ZM153 137H151V138H152V141H151V142H153ZM188 137H189V136H188ZM191 137H189V138L191 139ZM262 137H263V136H262ZM15 138H16V137H15ZM18 138H19V137H18ZM163 138H164V137H162V140H163ZM177 138H178V139H177ZM183 138H184V137H181V139H182L181 141H183ZM189 138H187V139H189ZM245 138H246V136H245ZM8 139H9V138H8ZM20 139H22V138H20ZM149 139H150V138H149ZM184 139H186V138H184ZM192 139H193V138H192ZM263 139H264V138H263ZM263 139H262V140H263ZM139 140H140V141H139ZM146 140H148V138H147ZM150 140H151V139H150ZM156 140H154V141H156ZM173 140L177 142V143H176L177 145L175 144V142H173ZM246 140H247V139H246ZM246 140H245V142H246ZM11 141L13 142V140H11ZM17 141H18V140L16 139V140H14L15 143L13 142V144H15L16 146H17ZM118 141H119V142H118ZM160 141H161V139H160ZM160 141H159V142H160ZM186 141H187V140H186ZM189 141H190V140H189ZM250 141H251V140H250ZM250 141H249V142H250ZM252 141H253V140H252ZM107 142H109L108 145H107ZM146 142H147V141H146ZM146 142H145V144H148V143H146ZM148 142H149V140H148ZM157 142H158V141H157ZM164 142H166V140H165ZM263 142H264V141H263ZM18 143H19V141H18ZM155 143H156V142H155ZM155 143H154V144H155ZM162 143H163V142H162ZM172 143H173V145H172ZM251 143H252V144H255L254 142H251ZM258 143H259V142H258ZM261 143H262V142H261ZM6 144H7V143H6ZM117 144H115V145H117ZM141 144H143V143H141ZM151 144H152V143H150L149 146H150ZM156 144H157V143H156ZM165 144H164V145H165ZM174 144H175L176 146H174ZM184 144H185V142H184ZM187 144H188V142H187ZM187 144L185 145V146H186V149H183V148H182V150H187V148L189 147V146L187 147ZM249 144H250V143H249ZM7 145H8V144H7ZM143 145H144V144H143ZM160 145H162V144L159 143V146H160ZM180 145H179V146H180ZM182 145H183V144H182ZM182 145H181V146H182ZM255 145H256V144H255ZM16 146H15V147H16ZM18 146H19V145H18ZM145 146H146V145H145ZM151 146L153 147V144H152ZM157 146H158V144H157ZM157 146L155 145V147H157ZM162 146H163V145H162ZM170 146H171V147L173 146L174 148H171ZM244 146H245V145H244ZM114 147H115V146H114ZM136 147H137V148L139 147V148H138V153H137ZM143 147H144V146H143ZM143 147H142V148H143ZM146 147H147V146H146ZM152 147H151V148L148 147V148L152 149ZM155 147H153L154 154H155V152H157V150H158V148H157V150H156ZM167 147H168V148H167ZM169 147H170V148H169ZM175 147H176V148H175ZM182 147H183V146H182ZM240 147H241V146H240ZM252 147H254V146L252 145ZM256 147H258V145H257ZM263 147H264V146H262V148H261V147H258V149L256 148V150H255V149H254V150L251 149V150H252V154H251V156H250L251 159H250L249 161H247L246 164H245V165H246V171H247L249 177L256 176V175L258 174V172H259V169L261 168V167H260V162H259L260 159L258 160L259 157H257V155L259 156V154H261V153L263 154L264 150H261V149H263ZM5 148H6V147H5ZM5 148H4V150H5ZM10 148H11V147H10ZM29 148H30V147H29ZM142 148H141V150H142ZM144 148H145V147H144ZM165 148H164V149H165ZM106 149H107V150H106ZM160 149H162V148H160ZM160 149H159V150H160ZM164 149H162V151H163ZM189 149H190V148H189ZM259 149H260L261 151H260ZM0 150H1V149H0ZM4 150H2V151H4ZM8 150H10V149H8ZM21 150H22V149H21ZM109 150H110V149H109ZM115 150H116V149H115ZM115 150H114V151H115ZM117 150H118V149H117ZM155 150H156V151H155ZM190 150H191V149H190ZM257 150H258V152L260 151L261 153H258V154H257ZM114 151L112 152L113 154H114ZM0 152H1V151H0ZM4 152L7 153V151H4ZM4 152H1V153H4ZM34 152H35V151H34ZM143 152H144V151H143ZM147 152L149 153V150L146 151V154H148ZM167 152H168L167 150H166V152H165V151H164V152H161V150H160V152L158 151L159 154H160V153H167ZM173 152H172V153L170 152L169 154H172V155H173V154L175 153V152H174V153H173ZM183 152H185V151H183ZM187 152H188V151H187ZM189 152H190V151H189ZM46 153H47V152H46ZM124 153H125L126 155H124ZM178 153H179V152H178ZM180 153H181V151H180ZM243 153H246V152H243ZM113 154H112V156H113ZM115 154H116V153H115ZM117 154H118V153H117ZM146 154H145V155H146ZM151 154H152V153H151ZM154 154H153V155H154ZM159 154H158V155H159ZM184 154H186V152H185ZM189 154H190V153H189ZM2 155L4 156V154H2ZM2 155H1V158H2ZM45 155H46V154H45ZM110 155H111V154H110ZM145 155H144V157H145ZM148 155H150V154H148ZM165 155H166V154H165ZM172 155H169L168 157H170V156H172ZM179 155H180V154H179ZM179 155H178V156H179ZM181 155H182V153H181ZM186 155H187V154H186ZM247 155H248V154H247ZM247 155H246V156H247ZM43 156H44V155H43ZM133 156L131 157V158H133V159H130V158H129V159H130V161H131V160L133 161V165H134V164H135L134 161H136V159L134 160V158H136V157H135V156L133 157ZM156 156H157V155H156ZM156 156L154 155V157H156ZM166 156H167V155H166ZM188 156H189V155H188ZM260 156H261V155H260ZM5 157H6V155H5ZM108 157H109V156H108ZM113 157H114V156H113ZM141 157H143V156H141ZM150 157H151V156H150ZM152 157H153V156H152ZM159 157H161V156H159ZM179 157H180V156H179ZM183 157H185V155H184ZM183 157H182V158H183ZM243 157H245V156H243ZM262 157H263V156H262ZM47 158H48V154H47ZM115 158H116V157H115ZM125 158H126V157H125ZM139 158H140V155H139ZM139 158H138V159H139ZM145 158H146V157H145ZM161 158L163 159V157H161ZM161 158H160V159H161ZM170 158H173V157H170ZM174 158H175V157H174ZM247 158H248V157H247ZM13 159H14V158H13ZM45 159H46V158H45ZM110 159H111V156H110ZM143 159H144V158H143ZM146 159H147V158H146ZM150 159H152V158H150ZM175 159H176V158H175ZM177 159H179V161H180V158H177ZM237 159H238V158H237ZM2 160H3V159H2ZM4 160H5V159H4ZM14 160H15V159H14ZM108 160H109V159H108ZM116 160H117V159H116ZM125 160H127V159H125ZM125 160H124V161H125ZM144 160H145V159H144ZM144 160H143V161H144ZM261 160H262V158H261ZM16 161H17V160H15V161H13V162H16ZM120 161H121V160H120ZM139 161L141 162V158L139 159ZM152 161H153V160H152ZM152 161H151L150 163H152ZM159 161H160V160H159ZM159 161H158V162H159ZM187 161H188V160H187ZM106 162H107V159H106ZM106 162H105V163H106ZM118 162H119V159H118ZM125 162H126V161H125ZM19 163H20V162H19ZM39 163H40V162H39ZM121 163H123V160H122ZM127 163H128V161H127ZM137 163H138V160H137ZM143 163H146V162H143ZM148 163H149V160H148ZM150 163H149V164H150ZM160 163H161V162H160ZM160 163H158V164H160ZM181 163H182V162H181ZM244 163H245V162H244ZM7 164H8V163H7ZM111 164H112V161H111ZM118 164H119V163H118ZM124 164H126V163H124ZM124 164H123V165H124ZM139 164H140V163H138V165H139ZM149 164H148V165H149ZM153 164H154V163H153ZM164 164L166 165V163H164ZM168 164L170 165V163H168ZM182 164H184V163H182ZM182 164H181V167L183 166V169H184V165H182ZM109 165H110V163H109ZM109 165H108V166H109ZM127 165H128V164H127ZM129 165H130V164H129ZM129 165H128V166H129ZM136 165H137V164H135V166H136ZM138 165H137V166H138ZM148 165H145V166H148ZM154 165H155V164H154ZM171 165H172V166H171ZM171 165H170V167H173V166H175V168L177 167V165L174 164V163H172ZM178 165H180V164H178ZM2 166H3V165H2ZM11 166H12V164H11ZM22 166H23V165H22ZM114 166H115V165H114ZM114 166H113V168H114ZM117 166H118V165H117ZM130 166H131V165H130ZM141 166H142V162H141ZM141 166L136 167V169H137V168L139 169V167H141ZM143 166H144V165H143ZM145 166H144V169H145ZM149 166H150V165H149ZM157 166H158V165H157ZM167 166H168V165H167ZM39 167L42 169L43 165L39 164ZM164 167H165V166H164ZM164 167H163V168H164ZM148 168H149V167H148ZM148 168H147V169H148ZM155 168H156V166H155ZM166 168H167V167H166ZM168 168H169V167H168ZM13 169H14V168H13ZM119 169H120V168H119ZM122 169H123V167H122ZM129 169H130V168H129ZM133 169H134V170H133ZM133 169H132V170L135 171V168H133ZM138 169L136 170V172L138 171ZM140 169H141V168H140ZM147 169H146V170H147ZM153 169H154V168H153ZM153 169H152V170H153ZM158 169H159V168H158ZM161 169H162V168H161ZM171 169H172V168H171ZM173 169H174V168H173ZM173 169H172V170H173ZM179 169H180V168H179ZM179 169H178V170H179ZM186 169H187V168H186ZM2 170H3V169L1 168V171H2ZM5 170H6V169H5ZM105 170H106V169H105ZM115 170L117 171L118 169H116V167H115ZM120 170H121V169H120ZM132 170H131V171H132ZM146 170H145L144 172H146ZM149 170H150V169H149ZM154 170H156V169H154ZM7 171H8V169H7ZM10 171H11V170H10ZM13 171H14V170H13ZM103 171H104V169H103ZM103 171H102V173H103ZM124 171H125V170H124ZM126 171H128V170L126 169ZM157 171H158V170H157ZM162 171L164 172L163 169H162ZM165 171H166V170H165ZM174 171H175V169H174ZM186 171H188V170H186ZM206 171H208V170H206ZM209 171H210V170H209ZM209 171H208V172H209ZM211 171H212V170H211ZM99 172H101V167H100V171H99ZM139 172H141V171H139ZM144 172H143V173H144ZM147 172H148V171H147ZM163 172H162V174H164ZM171 172H173V171H171ZM9 173H10V172H9ZM11 173H12V172H11ZM14 173H16V172H14ZM14 173H13V174H14ZM113 173H114V172H113ZM120 173H121V171H120ZM123 173H124V172H123ZM126 173H127V172H126ZM130 173H131V172H130ZM130 173H129V174H130ZM137 173H138V172H137ZM137 173H136V175H138ZM150 173H151V171H150ZM153 173H154V172H153ZM167 173H168V172H167ZM173 173H174V172H173ZM175 173H176V172H175ZM175 173H174V174H175ZM180 173H181V172H180ZM0 174H1V173H0ZM26 174H27V173H26ZM100 174H101V173H100ZM104 174H106V173H104ZM108 174H109V173H108ZM116 174H117V173H116ZM118 174H119V173H118ZM141 174H142V172H141ZM141 174L139 175L140 178H141L140 181H143L144 179L141 177ZM144 174H145V173H144ZM160 174H161V172H160ZM165 174H166V172H165ZM169 174H170V173H169ZM171 174H172V173H171ZM178 174H179V173H178ZM211 174H212V173H211ZM4 175H5V174H4ZM6 175H7V174H6ZM109 175H110V174H109ZM123 175H124V174H123ZM131 175H132V174H131ZM142 175H143V174H142ZM152 175H153V174H152ZM154 175L156 176L155 173H154ZM167 175H168V174H167ZM167 175H166V176H167ZM175 175H177V173H176ZM208 175L210 176L209 173H208ZM15 176H16V175H15ZM101 176H102V175H101ZM112 176H113V175H112ZM139 176H138V177H139ZM145 176H146V175H145ZM155 176H154V179H156ZM170 176H173V174L170 175ZM178 176H179V175H178ZM178 176H176V177H178ZM188 176H189V174H188ZM4 177H5V176H4ZM9 177H10V176H9ZM26 177H27V176H26ZM102 177L104 178V176H102ZM105 177H106V176H105ZM143 177H144V175H143ZM161 177H162V176H161ZM176 177L174 176V178H176ZM6 178L9 179L8 176H6ZM114 178H115V177H114ZM144 178H145V180H147V177H144ZM148 178H149V177H148ZM159 178H160V177H159ZM159 178H158V179H159ZM171 178H172V177H171ZM211 178H212V177H211ZM135 179H136V178H135ZM138 179H139V178H138ZM150 179H151V176H150ZM160 179H161V178H160ZM160 179H159V182H160ZM168 179H169V178H168ZM208 179H209V178H208ZM213 179H214V181L216 180L215 178H213ZM5 180H6V179H5ZM127 180H128V178H127ZM131 180H132V179H131ZM148 180H149V179H148ZM148 180H147V181H148ZM161 180H162V179H161ZM165 180H166V179H165ZM172 180H174V179H172ZM172 180H171V181H172ZM211 180H212V179H211ZM235 180H236V179H235ZM138 181H139V180H138ZM140 181H139V182H140ZM154 181H155V180H154ZM162 181L164 182V180H162ZM3 182H5V181H3ZM7 182H8V181H7ZM11 182H13V181L11 180ZM11 182H10V183H11ZM131 182H132V181H131ZM133 182H134V180H133ZM133 182H132V185H134V186H136V184H138V183H136L137 180H136V182H134V183H133ZM144 182H146V181H144ZM144 182H143V183H144ZM167 182H170V179H169V181L167 180L166 183H167ZM192 182H193V181H192ZM211 182H212V181H211ZM211 182H210V183H211ZM5 183H6V182H5ZM14 183H15V182H14ZM14 183H13V184H14ZM109 183H110V182H109ZM109 183H107V184L110 186ZM111 183H112V182H111ZM119 183H120V182H119ZM147 183L149 184V181H148ZM147 183H146V184H147ZM150 183H151V182H150ZM155 183H156V182H155ZM164 183H165V182H164ZM174 183H175V182H174ZM203 183H205V182H203ZM208 183H209V182H208ZM213 183H214V182H213ZM213 183H212V184H213ZM216 183H217V182H216ZM13 184H12V185H13ZM20 184H21V183H20ZM32 184H33V183H32ZM116 184H117V183H116ZM120 184H121V183H120ZM123 184H124V182H123ZM128 184L130 185L131 183L128 182ZM141 184H142V183H141ZM141 184H139L138 187H140ZM168 184H169V183H168ZM168 184H166V185H168ZM171 184H172V183H171ZM176 184H177V183H176ZM190 184H192V183L190 182ZM196 184H197V183H196ZM7 185H9V184H7ZM10 185H11V184H10ZM16 185H17V184H16ZM111 185H115V184H111ZM118 185H119V184H118ZM143 185H145V183L142 184V187H143ZM154 185H155V184H154ZM164 185H165V184H164ZM164 185H163V186H164ZM173 185H174V184H173ZM188 185H189V184H188ZM193 185H194V184H193ZM193 185H192V187H193ZM206 185H207V182H206ZM215 185H217V184H215ZM215 185H214V186H215ZM0 186H1V185H0ZM5 186H6V185H5ZM124 186H125V184H124ZM126 186H127V185H126ZM147 186H148V185H147ZM161 186H162V185H161ZM161 186H160V187H161ZM169 186H170V185H169ZM169 186H166V187L168 188ZM177 186H178V185H177ZM15 187H16V186H15ZM107 187H108V186H107ZM110 187H111V186H110ZM118 187H119V186H118ZM120 187H121V186H120ZM120 187H119V188H120ZM127 187H129V186H127ZM138 187H136V188H138ZM144 187H146V185H145ZM144 187H143V188H144ZM155 187H156V186H155ZM157 187H158V186H157ZM166 187H164V188H166ZM187 187H188V186H187ZM197 187H198V186H197ZM200 187H201V186H200ZM215 187H216V186H215ZM1 188H2V187H1ZM8 188H10V187H8ZM16 188H17V187H16ZM16 188H15V189H16ZM18 188H19V187H18ZM124 188H125V187H124ZM130 188H131V187H130ZM130 188H129V189H130ZM140 188H141V187H140ZM148 188H149V187H148ZM169 188H170V187H169ZM178 188H179V187H178ZM178 188H177V189H178ZM216 188H217V187H216ZM125 189H126V188H125ZM145 189H147V188H145ZM156 189H157V188H156ZM159 189H160V188H159ZM159 189H158V191H159ZM161 189H162V188H161ZM172 189H173V188H172ZM174 189H176V187H175ZM177 189H176V191H177ZM195 189H196V188H195ZM197 189H198V188H197ZM241 189H242V188H241ZM8 190H9V189H8ZM114 190H115V188H114ZM117 190H118V189H117ZM148 190H149V189H148ZM167 190H168V189H167ZM208 190H209V189H208ZM208 190H207V191H208ZM211 190H212V189H211ZM211 190H210V191H211ZM242 190H243V189H242ZM97 191H99V188L97 189ZM146 191H147V190H146ZM151 191H152V190H151ZM151 191H150V192H151ZM158 191H157V192H158ZM160 191H161V190H160ZM165 191H166V190H165ZM169 191H170V190H169ZM173 191H175V190H173ZM178 191H179V190H178ZM2 192H4V190H3ZM8 192H9V191H8ZM12 192H15V191H12ZM110 192H111V191H110ZM115 192H116V191H115ZM118 192H119V191H118ZM118 192L116 193L117 195H119V193H120V192H119V193H118ZM134 192H135V191H134ZM137 192H138V191H137ZM139 192H140V191H139ZM139 192H138V193H139ZM142 192H143V191H142ZM161 192H162V191H161ZM163 192H164V190H163ZM163 192H162V193H163ZM166 192H167V191H166ZM199 192L201 193V190H200ZM5 193H6V192H5ZM101 193H102V192H101ZM121 193H122V192H121ZM129 193H130V192H129ZM131 193H132V191H131ZM135 193H136V192H135ZM138 193H137V194H138ZM162 193H160V194H162ZM169 193H170V192H169ZM174 193H175V192H174ZM200 193H199V194H200ZM208 193H209V192H208ZM2 194H3V193H2ZM109 194H110V193H109ZM109 194H107V195L109 196ZM116 194H115V195H116ZM133 194H134V193H133ZM158 194H159V193H158ZM164 194H166V193H164ZM202 194H203V193H202ZM115 195H114V196H115ZM121 195H123V194H121ZM121 195H119V196H117V197H121ZM138 195H139V194H138ZM141 195H143V194H141ZM148 195H149V194H148ZM154 195H155V194H154ZM176 195H177V194H176ZM176 195H175V197H176ZM203 195H204V197H205V194H203ZM7 196H8V195H7ZM101 196H102V195H101ZM123 196H124V195H123ZM123 196H122V198H118V203H117L116 207H118V208H119V207H120V208H123V207H121V205L127 203V202H126V203H123V202H122V200H123ZM127 196H128V195H127ZM131 196H132V194H131ZM135 196H136V195H135ZM160 196H161V195H160ZM173 196H174V194H173ZM200 196H201V199H202V195H200ZM9 197H10V199L12 198L11 196H9ZM103 197H104V196H103ZM128 197H129V196H128ZM144 197H145V196H144ZM144 197H143V198H144ZM147 197H148V196H147ZM152 197H153V195H152ZM154 197H156V196H154ZM164 197H165V196H164ZM167 197H169V196H166L165 198H167ZM170 197H171V196H170ZM106 198H108V197H106ZM129 198H130V200H131V197H129ZM134 198H135V197H134ZM134 198H133V200H134ZM138 198H139V197H138ZM156 198H157V197H156ZM161 198H162V197H161ZM161 198H160V199H161ZM176 198H178V195H177ZM94 199H95V200H94L93 202H92V200H91L92 204H91V202H90V207H89V209H90V210H89V216H90V217H89V220H88V221H89V223H90V225H91V226H90L91 228H92V224H93V221H94V220L91 221V219H92L91 216L93 215V212H94V210H95L96 207H97V204L100 203V201H102V202L105 201L106 204H107V206H108L109 203L111 202V201L109 202V200H104L103 198H102V199L100 198V200H97V198H94ZM109 199L112 200V199H111V195H110ZM121 199H122V200H121ZM150 199H152V198L150 197ZM204 199H205V198H204ZM204 199H202V200H204ZM115 200H116V198H115ZM125 200H126V199H125ZM135 200H136V199H135ZM139 200L142 201V200H144V199H141V198H140ZM146 200H147V198H146ZM153 200L155 201V199H153ZM153 200H151V201L153 202ZM171 200H172V199H171ZM171 200H170V201H171ZM174 200H176V199H174ZM239 200L241 201V198H239ZM4 201H5V200H4ZM4 201H3V202H4ZM11 201H12V200H11ZM11 201H10V202H11ZM113 201H114V200H113ZM144 201H145V200H144ZM166 201H167V199H166ZM240 201H239V202H240ZM142 202H143V201H142ZM162 202H163V201H162ZM175 202H176V201H175ZM182 202H183V201H182ZM236 202H237V201H236ZM11 203H12V202H11ZM114 203H115V202H114ZM114 203H112V204H114ZM132 203H134V202H132ZM132 203H131V204H132ZM140 203H141V202H140ZM143 203H145V202H143ZM143 203H142V204H143ZM154 203H155V202H154ZM159 203H160V202H159ZM165 203H166V202H165ZM131 204H130V205H131ZM156 204H157V203H156ZM163 204H164V202H163ZM166 204H167V203H166ZM180 204H181V203H180ZM237 204H238V203H237ZM128 205H129V203H128ZM144 205H145V204H144ZM159 205H160V204H159ZM167 205H168V204H167ZM169 205H170V204H169ZM173 205H175V204H173ZM177 205H178V204H177ZM177 205H176V206H177ZM187 205H188V204H187ZM193 205H194V204H193ZM11 206H12V205H11ZM104 206H105V203H104ZM113 206H114V205H113ZM125 206H127V205H125ZM125 206H124V207H125ZM133 206H134V205H133ZM136 206H137V205H136ZM136 206H135V207H136ZM138 206H139V205H138ZM161 206H162V205H161ZM163 206L166 207V205H163ZM185 206H186V204H185ZM199 206H200V205H199ZM1 207H2V206H1ZM135 207H134V208H135ZM149 207H150V206H149ZM172 207H173V206H172ZM172 207H169V208L172 209ZM221 207H222V205H221ZM103 208H104V207H103ZM108 208H109V210L112 211V209H110V206H108ZM111 208H113V207H111ZM130 208H132V206H131ZM134 208H133V209H134ZM137 208H138V207H137ZM137 208H136V209H137ZM143 208H144V206H143ZM146 208H147V206H146ZM154 208H155V206H154ZM154 208H152V209H154ZM159 208H160V207H159ZM159 208H158V209H159ZM161 208H162V207H161ZM174 208H175V207H174ZM179 208H180V207H179ZM186 208H187V207H186ZM1 209H2V208H1ZM10 209H11V208H10ZM105 209H106V208H105ZM133 209H131V210H133ZM141 209H142V208H141ZM144 209H145V208H144ZM147 209H148V208H147ZM162 209L164 210V208H162ZM162 209H161V210H162ZM188 209H189V206H188ZM101 210H102V209H101ZM113 210H114V208H113ZM126 210H127V208H126ZM134 210H135V209H134ZM137 210H138V209H137ZM142 210H143V209H142ZM154 210H155V209H154ZM163 210H162V211H163ZM174 210H175V209H174ZM178 210H179V209H178ZM192 210H193V209H192ZM2 211H3V210H2ZM117 211H118V210H117ZM139 211H140V210H139ZM157 211H159V210H157ZM168 211H169V210H168ZM182 211L184 212V209H182ZM182 211H181V212H182ZM187 211H188V210H187ZM3 212H4V211H3ZM3 212H2V213H3ZM100 212H101V211H100ZM119 212H120V211H119ZM132 212H133V211H131V213H132ZM145 212H147V211H145ZM145 212H144V213H145ZM149 212H150V211H149ZM152 212H153V210H152ZM155 212H156V211H155ZM159 212H160V215H161V211H159ZM164 212H165V210H164ZM169 212H170V211H169ZM181 212H178V213H181ZM185 212H186V210H185ZM185 212H184V213H185ZM189 212H190V211H189ZM197 212H198V211H197ZM8 213H9V212H8ZM94 213H95V212H94ZM128 213H129V212H128ZM137 213H138V212H137ZM142 213H143V212H142ZM144 213H143V214H144ZM184 213H183V214H184ZM190 213H191V212H190ZM193 213H195V212H193ZM99 214H100V213H99ZM109 214H110V212H109ZM122 214H123V213H122ZM122 214H121V215H122ZM157 214H158V212H157ZM188 214H189V213H187V215H188ZM2 215H3V214H2ZM105 215H106V214H105ZM105 215H104V216H105ZM114 215H115V213H114ZM114 215H113L112 217L110 216V218L112 219V218L114 217ZM116 215H117V214H116ZM116 215H115V216H116ZM126 215H128V214H126ZM131 215H133V214H131ZM146 215H147V213H146ZM152 215H153V214H152ZM155 215H156V214H155ZM164 215H165V214H164ZM169 215H170V214H169ZM177 215H179V214H177ZM181 215H182V214H181ZM181 215H180V216H181ZM185 215H186V213H185ZM238 215H239V214H238ZM9 216H10V215H9ZM100 216H101V215H100ZM100 216H99V217H100ZM150 216H151V215H150ZM174 216H175V215H174ZM183 216H184V215H183ZM116 217H118V216H116ZM123 217H124V216H123ZM128 217H130V216H128ZM157 217H158V216H157ZM162 217H163V216H162ZM169 217H170V216H169ZM171 217H172V216H171ZM181 217H182V216H181ZM181 217H180V219H181ZM231 217H232V216H231ZM2 218H3V216H2ZM13 218H14V217H13ZM18 218H19V217H18ZM100 218H101V217H100ZM108 218H109V217H108ZM125 218H126V217H124V219H125ZM150 218H152V217H150ZM155 218H156V217H155ZM163 218H164V217H163ZM191 218H192V217H191ZM7 219H8V218H7ZM16 219H17V218H16ZM113 219H115V217H114ZM113 219H112V220H113ZM126 219H127V218H126ZM159 219H160V217H159ZM169 219H170V218H169ZM171 219H172V218H171ZM175 219H176V218H175ZM180 219H179V220H180ZM186 219H187V218H186ZM230 219H231V218H230ZM21 220H22V219H21ZM115 220H116V219H115ZM135 220L138 221V219H135ZM173 220H174V219H173ZM176 220H177V219H176ZM188 220H189V219H188ZM98 221H99V219H98ZM103 221H104V220H103ZM180 221H182V220H180ZM183 221H184V220H183ZM19 222H20V221H19ZM91 222H92V223H91ZM94 222H97V221H94ZM99 222H100V221H99ZM131 222H132V221H131ZM149 222H150V221H149ZM161 222H162V221H161ZM164 222H165V221H164ZM171 222H172V221H171ZM101 223H102V222H101ZM124 223H125V222H124ZM132 223H134V222H132ZM132 223H131V224H132ZM166 223H167V222H166ZM177 223H178V220H177ZM15 224H16V223H15ZM99 224H100V223H99ZM104 224H105V223H104ZM113 224H116V222L114 221ZM147 224H149V223H147ZM171 224H173V223H171ZM171 224H170V226H171ZM181 224H182V222H181ZM10 225H11V224H9V226H10ZM21 225H22V224H21ZM21 225H20V226H21ZM94 225H95V224H94ZM94 225H93V226H94ZM126 225H127V223H126ZM133 225H134V224H133ZM11 226H12V225H11ZM111 226H112V225H111ZM130 226H132V225H130ZM164 226H165V225H164ZM175 226H176V225H175ZM182 226H183V225H182ZM189 226H190V225H189ZM94 227H96V226H94ZM100 227H101V225H100ZM112 227H113V226H112ZM132 227H133V226H132ZM132 227H130V228H132ZM156 227H157V226H156ZM173 227H174V226H173ZM176 227H177V226H176ZM10 228H11V227H10ZM17 228H18V227H17ZM96 228H98V227H96ZM104 228H105V227H104ZM107 228H108V227H107ZM113 228H114V227H113ZM116 228H118V227H116ZM135 228H136V227H135ZM137 228H138V227H137ZM157 228H158V227H157ZM179 228H180V226H179ZM188 228H189V227H188ZM105 229H106V228H105ZM180 229H181V228H180ZM16 230H18V229H16ZM93 230H95V229H93ZM93 230H92V231H93ZM99 230H100V229H99ZM130 230H131L130 232H132V229H130ZM152 230H153V229H152ZM156 230H157V229H156ZM178 230H179V229H178ZM14 231H15V230H14ZM104 231H105V230H104ZM108 231H109V230H108ZM112 231H113V230H112ZM119 231H120V230H119ZM138 231H139V230H138ZM173 231H174V230H173ZM176 231H177V230H176ZM2 232H3V231H2ZM23 232H24V231H23ZM94 232H95V231H94ZM98 232H99V231H98ZM102 232H103V231H102ZM136 232H137V231H136ZM136 232H134V233L136 234ZM148 232H149V231H148ZM171 232H172V231H171ZM8 233H9V231H8ZM116 233H117V232H116ZM116 233H115V234H116ZM118 233H119V232H118ZM138 233H139V232H138ZM138 233H137V234H138ZM159 233H160V232H159ZM179 233H180V232H179ZM184 233H185V232H184ZM107 234H108V233H107ZM107 234H106V235H107ZM130 234H131V233H130ZM132 234H133V233H132ZM175 234H176V233H175ZM175 234H174V236H175ZM177 234H178V233H177ZM5 235H6V234H5ZM8 235H9V234H8ZM14 235H15V234H14ZM101 235H102V234H101ZM113 235H114V234H113ZM117 235H118V234H117ZM117 235H116V236H117ZM122 235H123V234H122ZM133 235H134V234H133ZM179 235H180V234H179ZM1 236H2V235H1ZM15 236H16V235H15ZM98 236H99V235H98ZM103 236H104V235H103ZM103 236H102V237L100 236L102 241H103L104 239H108V238H105V237H103ZM116 236L113 237V238H114V241L121 242V240H122L121 237H120L121 235H120V236L118 235V236L120 237L121 240H119L118 236H117V237H116ZM125 236H126V235H125ZM130 236H131V235H130ZM136 236H137V235H136ZM176 236H177V235H176ZM108 237H112V236H108ZM132 237H133V236H132ZM162 237H163V236H162ZM177 237H178V236H177ZM15 238H16V237H15ZM22 238H23V237H22ZM98 238H99V237H98ZM102 238H104V239H102ZM115 238H118V239L115 240ZM128 238H129V237H128ZM133 238H135V237H133ZM143 238H144V237H143ZM19 239H20V238H19ZM170 239H171V236H170ZM176 239H177V238H176ZM2 240H3V239H2ZM101 240H100V241H101ZM109 240H111V238H110ZM118 240H119V241H118ZM126 240H127V239H126ZM128 240H129V239H128ZM104 241H105V240H104ZM104 241H103V242H104ZM111 241H112V240H111ZM124 241H125V240H124ZM124 241H123V242H124ZM130 241L132 242V240H130ZM135 241H136V240H135ZM156 241H157V240H156ZM6 242H7V241H6ZM10 242H11V241H10ZM94 242H95V241H94ZM112 242H113V241H112ZM112 242H111V243H112ZM150 242H151V241H150ZM153 242H154V241H153ZM3 243H4V242H3ZM97 243H98V241H97ZM99 243H101V242H99ZM107 243H108V242H107ZM109 243H110V241H109ZM111 243H110V244H111ZM114 243H115V242H114ZM160 243H161V242H160ZM238 243H239V242H238ZM45 244H46V243H45ZM95 244H96V243H95ZM95 244H94V245H95ZM119 244H120V243H119ZM129 244H130V243H129ZM170 244H171V243H170ZM173 244H174V243H173ZM98 245H99V244H98ZM100 245H101V244H100ZM115 245H116V244H115ZM131 245H132V244H131ZM146 245H147V244H146ZM154 245H155V244H154ZM109 246H110V245H109ZM121 246H124V245H121ZM175 246H176V245H175ZM5 247H6V246H5ZM8 247H9V246H8ZM13 247H14V245H13ZM45 247L48 249V244H46ZM97 247H98V246H97ZM100 247L103 248L102 246H100ZM112 247H113V246H112ZM115 247H118V248H119V246H117V245H116ZM136 247H137V246H136ZM150 247H151V246H150ZM46 248H45V249H46ZM83 248H84V247H83ZM98 248H99V247H98ZM98 248H97V249H98ZM125 248H126V247H125ZM125 248H123V249H125ZM127 248H128V247H127ZM143 248H144V247H143ZM151 248H152V247H151ZM151 248H150V249H151ZM157 248H158V247H157ZM168 248H169V245H168ZM108 249H109V248L107 247V249H105V250H108ZM114 249H116V248H114ZM123 249H122V250H123ZM94 250H95V249H94ZM98 250H99V249H98ZM98 250H96V251H97L98 253H100V252H99L100 250H99V251H98ZM167 250H168V249H167ZM171 250H172V249H171ZM102 251H103V250H102ZM110 251H111V250H110ZM117 251H118V250H117ZM127 251H128V250H127ZM127 251H126V252H127ZM3 252H4V250H3ZM104 252H106V251H104ZM107 252H108V251H107ZM119 252H121V251H119ZM122 252H124V251H122ZM129 252H130V251H129ZM149 252H150V250H149ZM153 252H154V251H153ZM156 252H157V251H156ZM161 252H162V251H161ZM98 253H97V254H98ZM101 253H102V252H101ZM4 254L7 255L6 253H4ZM102 254H103V253H102ZM108 254H109V252H108ZM116 254L118 255V253H115L114 255H116ZM5 255H4V256H5ZM104 255H105V254H104ZM110 255L112 256V254H110ZM110 255H109V256H110ZM114 255H113V256H114ZM121 255H122V253L120 254V256H121ZM123 255H124V253H123ZM131 255H132V254H131ZM97 256H98V255H97ZM127 256H128V255H127ZM1 257H2V256H1ZM10 257H12V256H10ZM115 257H116V256H114V258H115ZM118 257H119V256H118ZM121 257H122V256H121ZM121 257H120V258H121ZM144 257H145V256H144ZM151 257H152V256H151ZM100 258H101V256H100ZM112 258H113V257H112ZM116 258H117V257H116ZM102 259H103V258H102ZM105 259H106V258H105ZM148 259H149V258H148ZM160 259H161V258H160ZM106 260H107V259H106ZM108 260H109V259H108ZM113 260H114V259H113ZM121 260H122V258H121ZM143 260H144V259H143ZM146 260H147V258H146ZM21 261H22V260H21ZM98 261H99V260H98ZM109 261H110V260H109ZM123 261H124V260H123ZM3 262H4V261H3ZM26 262H27V260H26ZM110 262H111V261H110ZM125 262H126V261H125ZM125 262H124V263H125ZM154 262H155V261H154ZM97 263H98V262H97ZM104 263H105V262H104ZM106 263H107V262H106ZM108 263H109V262H108ZM108 263H107V264H108ZM119 263H120V262H119ZM119 263H118V264H119ZM144 263H145V262H144ZM146 263H147V262H146ZM149 263H150V262H149ZM26 264H27V263H26ZM109 264H110V263H109ZM111 264H113V263H111ZM121 264H122V262H121ZM126 264H127V263H126Z\"/></svg>", "mask_w": 264, "mask_h": 264}, {"label": "crops", "instance_id": "crops-1", "mask_svg": "<svg viewBox=\"0 0 264 264\" xmlns=\"http://www.w3.org/2000/svg\"><path fill=\"white\" fill-rule=\"evenodd\" d=\"M242 244H243V242H242ZM242 244H239V243H238L239 246L242 245Z\"/></svg>", "mask_w": 264, "mask_h": 264}]
</instances>
